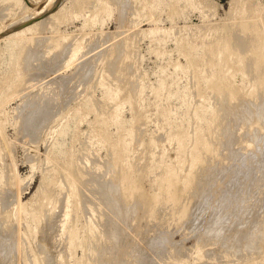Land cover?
Listing matches in <instances>:
<instances>
[{"label": "rangeland", "instance_id": "rangeland-1", "mask_svg": "<svg viewBox=\"0 0 264 264\" xmlns=\"http://www.w3.org/2000/svg\"><path fill=\"white\" fill-rule=\"evenodd\" d=\"M120 1H122V4L120 3ZM127 1H128V3H127ZM132 1H133V3H132ZM150 1L151 0H0V219H1L0 221H2V220L4 221L5 218H8V220H11V221L13 220L12 221L13 224L10 223L11 221H8L6 223L7 220H5V222L2 221L3 223L0 222L1 225L5 224V223L8 225V223H10L12 225H8V226L9 227L11 226V228L13 227L12 229L9 227L7 229V228L2 226L4 229H6L4 231L5 233L2 232L4 229L2 227H0V231H1L0 234L3 235V236L0 235L2 237V239H0V246H1V244H4V247H5V248H3V245H2L1 246L2 249H0V255L2 256V257L0 256L1 257L0 260H3L2 258L5 259L4 262L1 261L0 264L1 263L2 264H27V262L30 261V259L32 261V262L30 261L32 264H35V262H39V264H43V263H46V261H48L46 264H49L51 262H53V264L54 263L57 264L59 261H60L59 262L60 264H74V262L82 259L83 257H84V259L88 257L85 260L89 259L87 262L91 263V264H94V262H95V264H98V262H100L99 264H106V263L107 264H109V263L110 264H113V263L117 264L118 262H121L122 260H123L122 263L123 262L125 263V261L127 262V260H128V262L125 264H129V262H131V261H132L131 262L132 264H136V263L141 264L142 262H143V264H148L149 262H150L149 264H153V263L155 264L154 261H156V264H168V263H170V264H172V263L173 264H201L204 260L203 264L204 263L206 264V259H207V264H209V262L212 264H217L219 260H220L219 262L222 264H223V262L224 263L226 262L225 264H232V263L237 264L240 262V258L242 261V260H244L243 258H245L247 255H248V257L245 258L246 260L249 258L250 259L254 258L253 260L249 259V261H254L253 264H259V263L264 264L263 263L264 262V260H263L264 259V255H263L264 248H261L264 246V244H263L264 238H262V237H264V235H263V233H264V231H263L264 230V227H263L264 221H262V219L264 218L263 217L264 215L262 214V213H264L262 211L264 209V207H263L264 201L262 202V200H264V198H263L264 197L263 196L264 195V191H263L264 190V185H263L264 184V172H263L264 171V169H263L264 168V140H263V138H264V125L263 124L264 123L263 122L264 121H262V119H260V118L264 119V117H262V116H264V108H263L264 107V95H263L264 89L261 91L257 90L258 92L261 93V94H259L260 96H258V92L255 93L253 91V90H255L256 85H257L255 80H257V82H258L260 79L259 77H262V76L264 77V75L262 74L263 73L262 70H264V68H261L262 70L261 69L257 70V72L252 69L255 73H257L255 75L258 76V74L259 75L261 74L259 77L256 76L254 79V77H250V75L252 74V73H250L251 68L246 67L245 64H242L241 62H239L238 57L233 56V57L227 59L226 62H224L223 66L221 67V70L219 71L215 67V64H218L217 63L218 57H216V55H213L211 57L212 62L214 63V68H213L214 72H213L212 77L209 80L204 79L202 77L199 69L197 68V64L199 63V61L202 57L203 45H205L209 42H212L214 40V37L203 38L204 40L197 39L198 35L204 31V28L206 29L205 31H207V29H208L207 27L211 28V29H208V31L215 29V28H221L224 30H225V27L228 28L227 24L231 22V19H229L230 17L228 16V13L229 14L232 13V11L234 10V7L236 6V1H232V0H162V2H160L157 5H155L154 3H151ZM123 2H125V3H123ZM242 2L245 4V6H243V7L246 8L247 11H249L248 13H251V16H254L256 13H259V12H261L264 16V0H243ZM123 4H125V5H123ZM200 7H202V8H200ZM202 9H204L205 18H202V16H201V13H203ZM47 17H49V18H47ZM51 18H53V19H51ZM48 19H49V21L47 22ZM45 20L47 22L45 24L46 28L44 26L43 27L44 30H43V28H41L42 30L38 29V33L36 34L39 37L38 38L36 36L37 40L43 42V45L41 42L35 41V43L33 42L34 46L31 44L32 46L30 45L31 47L29 46V48H28L26 46V43H25V37L30 36L29 32L25 33L26 36H24V40L22 42H19L20 37H18L17 35H14L16 32L28 28L29 25L30 26H36V25H40L42 22L45 23ZM119 22H120V24H119ZM209 24L212 27L207 26ZM47 25L50 26V28H51L50 33L48 30L49 27ZM198 26L199 27L201 26L200 28L203 27L202 28L203 30L197 31L196 27H198ZM213 26H214V28H213ZM120 27H122L123 30ZM135 27L137 29V31H136L137 35H136V33L134 34V32L136 30ZM117 29L119 31H117ZM183 29H184V31H183ZM39 30H40V32H39ZM120 30H121V32H120ZM51 31H53V32H51ZM131 31L133 32V34ZM193 31H195V33ZM117 32L121 33V34H118ZM198 32H199V34H198ZM51 33L52 34L54 33V34L52 35ZM113 33H114V35L117 34L118 36H114ZM127 33H128V35H127ZM102 35L107 37L108 41L107 40L105 41L106 38L103 37ZM126 35L128 37H125ZM130 35L132 38L129 37ZM132 35H135L137 37V38L135 37L136 40L134 39V36H132ZM49 36L51 38H54L57 40L54 42V39H51ZM100 36H102V38L104 40H102ZM263 36H264V33H263ZM48 38H50L54 43L51 42V40H49ZM110 38H112V39H110ZM120 38H121V40H122V38L125 40L124 41L122 40L123 42L121 43V42H119ZM99 39H101L102 41ZM129 40H131L132 43H130ZM96 41H98V42L101 41V42L96 43ZM115 41L117 43H113ZM126 41H128V42H126ZM133 41H134V43H133ZM124 42H126L125 44H127V45H123ZM40 43H41V45H39ZM52 44H53V46H52ZM116 44H118V45L116 46ZM132 44H134V46H132ZM122 46L124 49H127L126 50L127 52L125 50H124V52H122L123 51ZM126 46L128 48H125ZM31 48H32V50H29V51H32V52H30L31 53L30 54L28 49H31ZM34 48H36L37 50ZM112 48L113 49L116 48V52H117V48H119L118 49L119 52H117V53L114 52L115 50H113ZM130 49H132V50L130 51ZM129 51H130V53L131 52L132 53L128 54ZM34 52H36L37 54L36 53L34 54ZM26 53L27 54L29 53L30 55L28 54V56H26ZM122 54H123V56H122ZM127 55H129L130 57ZM206 60H207V58H206ZM118 71H119V73H118ZM225 72H227L228 74H231V78H229V81H230V83H232V86L236 90V94H237L236 97L237 98L235 97V100L237 99V101H238V100H240L239 98H241V100L238 102L237 101L233 102V101H235V100H233L232 102L234 104L232 102H229V101H228V103L225 102L226 104L223 102L221 103L222 105L223 104L225 105L224 107H226V109L223 106L218 108L222 112V114H223L222 116H225L226 113H228V112L232 115L228 114L229 117H228V115H226L225 117H228L226 120L224 119V117L220 118L221 120H223V122L220 120L219 125L221 126V128H219V131H220V129H223L224 136H223V134H221V132L217 131L220 134V135L218 133H217L218 135L215 134L216 135L215 137L217 140L215 139L214 135L212 138H210V137L208 138L211 145L212 146L214 145L215 147L214 146L212 147V148H214L213 154H212V152L207 153L204 157L206 160H204V158H203V160L205 161L204 164H207L210 161V163H209L210 165L209 164L208 165L209 166L213 165V166L210 169V167L205 165L206 168H204V166H203L204 164L203 165L200 164V165H202V169L200 166H199L200 168H198V171L200 174L207 168L209 169V171H207L208 169L206 171H204L203 174L204 173L205 174L204 175L201 174V177L203 176L204 178L203 177L201 178V177H199V173L196 172L197 169L194 170L196 172V173L195 172L193 173V176H194V174L196 175V176H194L195 179L193 177L195 182L193 180L192 181H193V184L195 183L196 185L190 184V186H192L193 188L190 186H188L186 188L185 183H184V179L187 175L186 172H188V160H189L188 155L187 154H179V155L176 154V155H174L175 154L174 145L167 143L166 140L165 141L163 140L164 138L166 139L165 133H167V135L168 134L173 135L176 133H178L179 135H182V132H183L182 130H185V133H186V131L188 129L187 107L191 106V105L196 106L199 104L211 105L215 99H216L215 101H217V98L215 96L216 94L213 95L214 93L213 94L210 93L209 88L213 87V89H215L216 84L218 82H222V76H223V73H225ZM247 73L249 76H247ZM251 76H254V74ZM248 77H250V78L248 79ZM116 78L118 79V81ZM70 79H71V81L73 80V83L70 81ZM114 79H116V81ZM114 81H115V85L113 83ZM116 82L118 84L122 83L121 85L123 86V88H120L119 95L115 98V100H110L109 99L111 97L110 95L113 92L112 89L116 88V87L119 88V86L117 85ZM121 85H120V87H121ZM194 86H195V88H192ZM237 91H239V92L237 93ZM255 95H257L256 96L257 99L255 98ZM252 97H254V98H252ZM258 97H261V99L259 98V100H261V101L258 100ZM210 99H211V101H210ZM212 99H214V100H212ZM242 99H243V101H245V99H246V101L244 103H247L248 106L243 103ZM247 100H248V102L251 101L252 103L251 102L248 103ZM254 101H255V103H254ZM214 103L216 104L217 102H214ZM214 103L212 105L215 107ZM229 103H230V105L227 106V104H229ZM235 103H237V105ZM238 103H239V105H238ZM261 103L263 104V106ZM241 104L243 105V107ZM258 104L260 107L258 106ZM253 105H257L255 107H257V108L259 107V109L257 110L255 107H254L255 109L249 108L250 106L253 107ZM227 107H228V109L230 108L229 109L230 111H228ZM235 107H239V108L236 109ZM261 107H262V110H261ZM114 108H117V112L115 111V113L118 115V117L115 118L114 120H112L110 118V116H111V112L114 111L113 110ZM240 108H242V110ZM246 108H248L249 111ZM231 109H233V112L231 111ZM234 111L241 112V113H239L241 115H238L237 112H234ZM242 111H243V114H242ZM252 111L256 114L252 113ZM257 111L258 112L260 111V113H258ZM164 112L166 114L165 116L162 114ZM223 112L224 113L226 112V113L224 114ZM246 112L247 113L250 112V113L247 114ZM262 113H263V115H262ZM249 114L257 115V116L260 114L259 115L260 118L257 117V119H256L255 116L252 117V115H249ZM203 116L207 117L208 112L207 113L204 112ZM233 116L235 118H237V117L239 118V119H236V120H238V122L235 120V118ZM232 118H234V119H232ZM228 119H230V120H228ZM242 119L244 121L246 119V121L244 122V121H242ZM258 119L260 120V123H259ZM232 120H234V121L232 122ZM249 120H251V121H249ZM254 120H258V121H256V123H255ZM224 121H226L228 123V126H227L228 128L231 126L233 127V128L231 127V131L233 130V137L234 138L232 137V135H230V133L232 134V132L230 131V129H228L225 126V125H227V123ZM236 122L238 124H236ZM239 122L242 123V126L241 125L239 126V124H240ZM243 122L246 123L247 125L244 124ZM224 123H226L224 125L225 127L222 128V125ZM251 123H253V124H251ZM214 124H216V122ZM248 124H250L252 126L251 129H250ZM257 124H259V125H257ZM235 125L238 126V127L236 126L237 129H234ZM261 125H263V126H261ZM240 127L244 128V129L241 128V130H240ZM245 127L247 129H250V131L247 132V129ZM252 128L253 129L255 128L257 130L259 129V130L254 131ZM224 129H225V132H224ZM131 130L133 131V133H132L133 138H131V135H128V133H130ZM226 130L227 131L229 130L230 132L228 131V133H227ZM237 130L239 132H241V134ZM244 130L246 132H244ZM251 130L254 133H252ZM189 131H192L191 127L189 128ZM237 133H238V135H237ZM247 133H248V135H246ZM163 134L165 136H163ZM159 135H160V137H159ZM242 135H244V137ZM249 135H250V138H247L246 136H249ZM252 135H253V137H252L253 139H251ZM241 136L243 139H241ZM225 137L231 143L233 141H236L237 142V143L235 142L236 145L234 144V142H233V144L227 143L228 141L225 139ZM245 137L247 138V140ZM220 138H222V140ZM132 139H133V143H132L133 146L129 145V148H131V149L121 155V157H122L121 159L123 160L122 162L125 165H121L120 163H118V165L115 167V169H113V166H114L113 162L114 161L113 160L110 161V160L114 159V157L110 153L108 148L111 145H113L115 142H118L119 140L126 142V143H131ZM213 139H215V140L213 141ZM219 140H221V141H219ZM245 140L249 144H246ZM162 141H164V142H162ZM211 141H213V142H211ZM216 141L219 142L218 145L216 144L217 143ZM250 143H251V147H250ZM243 144L247 148L245 146H243ZM166 145H167V147H166ZM220 145H222V148L224 146V149L226 148L227 150H229V149L232 150V148L233 149L235 148L236 150H232V152L230 150L224 151V149H222ZM228 145H231V146H228ZM237 145H238V147H237ZM170 146H172L171 148L173 150H171ZM225 146H228V147H225ZM252 146L253 147L255 146V147L253 148ZM156 148L160 151H158ZM218 148H219V150H216ZM237 148H239L238 151H237ZM240 148L241 149L244 148V149L240 150ZM258 148H259V150L261 149L259 152L257 150ZM220 149H221V153L223 156L220 153ZM246 149H249V150H246ZM253 149H255V151H257L258 153L253 152L254 151ZM162 150H165L166 154L164 156H161V157L165 158L166 160L168 159V156L170 158H172L174 155V156H177L179 160H183V161H182V168H181L182 170L180 173L181 177H180V181L178 182V184L176 185V188H175V193H174V197H173L174 199L171 200L170 203H167L169 205H167L166 203H161V205H163V207H162L159 204L160 206L157 209L158 204L153 205V203H151V197H152V183H153V179H154L155 174L158 173V172H156V171H158V169H156V168L152 169L153 170V172H152V170L150 168H151L152 164H156V160L158 161V160L162 159L161 157L159 158V155H160L159 152H161ZM244 150L247 152H245ZM239 151H240V153H239ZM149 152L156 153L154 155L155 158L153 161L147 159V155L149 154ZM217 152H219V153L216 154ZM227 152H228V156H227ZM248 152L250 153V155H249V157L251 156L250 158L247 157ZM237 153H239V154H237ZM110 154L112 156H110ZM225 155H226V157H229V155L231 157L225 158ZM233 155H235L237 159ZM240 155H241V157H240ZM254 155L257 157V159H260V161L259 160L257 161V159H256V162H255L256 157ZM242 156H246L248 158V160H250V161H252V159H253V161L251 162V163H253V165L250 163V161L247 160L246 157L243 158ZM252 156H254V158ZM258 156H260V158H258ZM111 157H113V158H111ZM232 157H233V159L235 158L236 160H231ZM239 158H242V159H239ZM244 159H246V160H244ZM216 160L217 161L219 160V162H216ZM228 160H230V162H228ZM204 161H202V162H204ZM244 161H245V163H244ZM76 163H77V165H76ZM172 163H176V160L173 159ZM254 163H256V164L254 165ZM94 164H95V166H94ZM129 164L131 166V172H129L128 175L135 179L136 186L138 189L137 194L139 196L138 197L139 199H135L134 201L132 200V202L130 204H128L129 202L124 203L123 199L122 200L120 199L121 198V196H119L120 192L117 189L118 188L117 179H119L118 176L120 177L121 173L126 168V165L128 166ZM218 164H219V166H218ZM244 164H246V165H244ZM85 165H86V168H85ZM110 165H111V168H109ZM243 165L246 168H244ZM249 165H251V166L249 167ZM79 166H81L82 168L84 167L83 169H84L85 174L82 171L83 169H81L82 172L79 170L80 169ZM101 166H103V168H104V166H106L104 169H106L108 171L105 173L104 169H101L102 168ZM93 167H95V169ZM98 167L100 169H98ZM215 167H217V169ZM223 167L225 169H222ZM227 167H228V169L226 170ZM75 168H77V169L75 170ZM89 168H90V170L88 171ZM240 168H242V170L244 172L246 171L247 174H245L242 170H240ZM96 169H98V170H96ZM212 169H214L213 171H217V173L213 172ZM245 169H247V170H245ZM250 169L253 171L256 169V177H255V175H252V173H255V171L253 172ZM95 170H96V172L98 171L99 174H98V172L94 173ZM100 170H103V171L101 172ZM200 170H202V171H200ZM223 170L224 171L226 170V171L224 172ZM114 171H116V172H114ZM218 171H220V172H218ZM56 172H58V173H56ZM86 172L87 173L90 172L88 174L94 180H92L91 177L89 175H87ZM91 172H93L94 176L92 175ZM112 172H114V173H112ZM248 172L249 173L252 172L251 173L252 177L248 178L249 176H251V175H248L249 174ZM60 173L62 175H58ZM67 173L68 174L70 173L71 181H73V183H75L74 188L65 185V184H67L66 179H65V174H67ZM117 173H119V175ZM206 173H208L207 175L210 176L211 181H212V179L216 180V182L213 180L215 185L213 184V181L210 184V182H209L210 179L209 180L207 179L208 176L206 175ZM209 173H210V175H209ZM257 173L260 176L261 175L262 176L259 177V175ZM111 174H114V178H113V175H111ZM217 174L219 175L220 178L217 177L218 176ZM228 174H230V175H228ZM241 174L243 175L242 177H244L245 175H248V177L245 176L244 178H242ZM211 175H212V177H211ZM231 175H233V176H231ZM58 176H60L61 180L58 178ZM87 176H88V179L90 177L89 180H91V181H89L86 178ZM100 176L102 177V179L100 178ZM116 176H117V178H116ZM213 176H215L216 178H214ZM54 177L55 178L57 177L58 180L51 184V187H53V188H51L48 184H50V182L53 179H55ZM196 177H197V180H196ZM239 177L242 180L239 181ZM251 178H253L254 180L251 181ZM255 178H256V180L258 178L259 179L261 178L260 179L261 182L258 179V184H257V182L254 183V181H256ZM64 179H65V183L63 181ZM79 179H82L83 183ZM100 179H101V182H100ZM103 179H105V180H103ZM42 180L44 183L42 182ZM107 180H109V182ZM110 180H111V182H110ZM112 180H114V181H112ZM206 180H208V181H206ZM230 180H232L233 182ZM243 180L245 183H243ZM248 180H249V182H248ZM104 181L105 182L107 181V182L105 183ZM192 181H191V183H192ZM203 181L204 182L206 181L205 183H207V184H204ZM227 181H230V184H228L229 182H227ZM41 182L48 188V191H50V189H52L51 191L54 190V192H52L53 194H51V196L53 195V196L57 197L59 194L61 195V193H62L61 196L63 198L59 195L60 200H62V201H59V197L57 199H56V197H52L51 204H53V205H50V204L45 205V208H43V210L49 208L50 206L52 207L53 210L55 208L56 213H54V211L50 208H49V210L47 209L48 212H46V214H48V213L50 214V210L53 211L51 213V215L48 214L49 220L45 218V217H48V215L45 216L44 212L46 210H44V212H41L42 214L40 213L39 220L37 222H34L33 214L35 211H37V206H36L37 203H36V199L34 198V194H35V192L39 186V183H41ZM112 182H113V184L114 183L115 184L113 185ZM231 182L233 184H235L236 186L235 185L233 186ZM237 182L241 183V184H238ZM247 182H248V184H247ZM259 182H260V186L257 187V185H259ZM88 183L90 185H91V183H93L96 187L95 186L92 187V185L90 186ZM109 183L112 185H110ZM200 183H202V185L204 184L203 187L199 186ZM223 183H225V184H223ZM252 183H254V185L258 189L257 191L255 190L256 188L254 187V185ZM63 184H64L65 188L62 187ZM83 184L85 186L89 185V187H91L92 189L89 187L88 188L84 187ZM208 184H209V186H208ZM244 184H246V185H244ZM197 185H198V187H196ZM224 185L230 186V187L227 186L229 190ZM241 185H243V186H241ZM108 186H111L112 188L108 187ZM115 186H117V188ZM246 186H248L249 188L248 187L246 188ZM66 187H67V190H66ZM76 187H77V189H76ZM102 187H103L104 191L102 190ZM204 187H206V188H204ZM216 187H219V188H216ZM234 187L236 188V190H239V192H241L240 195H239V192L238 193L236 192ZM252 187H253V189L255 188L254 191L256 193H254V191H252L253 190V189H251ZM82 188H83V190H79ZM106 188H107V190L110 188L111 192H110V189L108 191L105 190ZM113 188H114V191H113ZM115 188H116V190H115ZM189 188H190V190H189ZM245 188H246V190L248 189V191L251 192L252 194L251 193L249 194V192L246 190H245L246 191L245 192L243 190ZM261 188H263V190H262L263 192L261 191ZM61 189H62V191H64V190L65 191L69 190V191L68 192H65V191L62 192V191H60ZM71 189H73L74 192ZM75 189H76V192H75ZM88 189H90L89 192L87 191ZM191 189H192V191H191ZM194 189H195V191H194ZM225 189H227V190H225ZM55 190H56V192L58 191V194L55 192ZM97 190L99 192H97ZM188 190H189V193H188ZM204 190H205V193H204L205 196H202V195H204V194H202ZM229 191L231 193H229ZM72 192H73V195L71 196ZM79 192L81 195L79 194ZM91 192H93V193H91ZM102 192H104V193H102ZM199 192L201 193V195ZM209 192H210V194H208ZM222 192H224V193H222ZM225 192H227V194L228 193L229 194L227 195V194H225ZM242 192H244V193H242ZM247 192L249 194V197L247 194V197L245 199V197H243V196ZM259 192H262V195ZM64 193H67V196ZM98 193H100L101 195H99ZM253 193L255 194V196L257 195L256 199L254 198V200H253V196H254ZM87 194H89L92 198H96V200L89 197V195L87 197ZM92 194H94V195H92ZM113 194H114V197H113ZM184 194H187V195L184 196ZM193 194H194V196H192ZM198 194H199V196H198ZM212 194H213V196H211ZM230 194H235V195L233 197H231ZM259 194H260V196H259ZM82 195L84 197H82ZM85 195H86V197H85ZM95 195H97V196H95ZM188 195L190 197V199L188 198L189 202H187L188 201L187 200ZM196 195L198 198L196 197ZM206 195H208V196L206 197ZM236 195H237V197H239L241 195L242 196L239 197L240 198L239 199L236 197ZM93 196H95V197H93ZM117 196L120 198H118ZM228 196H230V198ZM80 197H81V199H80ZM101 197H102V199H101ZM104 197L106 200L104 199ZM110 197H111V199H110ZM184 197H185V200H184ZM221 197L222 198L224 197V198H226V200L227 199H229V200L226 201V200H224V198L222 199ZM242 197H243V199H245V201L242 199V201L240 202ZM259 197H262L263 199L257 200V198H259ZM73 198H74V200H73ZM200 198L202 200H200ZM232 198L236 201H237V199H239V201H237V203L239 202L238 205L240 204L239 207L241 206L240 207V208H242L241 210L239 208L237 209V207H238L237 203L235 204L234 203L235 201L233 202ZM53 199L56 201L53 202ZM82 199H84L86 202ZM109 199H110V201H109ZM113 199H116V200L113 202ZM220 199L224 200V201H221V202H224L223 203L224 205H222V203L220 202ZM230 199H232V200L230 201ZM1 200H3V201H1ZM57 200H58V202H57ZM76 200H77V202H76ZM92 200H94V202ZM191 200L193 203L191 202ZM215 200H217V201H215ZM251 200H253L254 202ZM260 200L262 202L261 204H263V205H259ZM83 201H84V203H82ZM184 201H186L185 203H187V206H186V204H185V206H184V204H182ZM209 201H210V203H207ZM225 201L226 202L230 201V202L227 204V203H225ZM243 201L245 202V204L249 203L248 207L246 206L247 204L245 205ZM255 201L259 206V208L257 207L258 209L252 208V207L257 206V204H256V206L254 204ZM55 202L58 204H56ZM74 202H76V204ZM88 202L90 204H88ZM101 202H102V204H101ZM149 202H150V204H149ZM190 202H191V204H190ZM204 202H206L207 204ZM216 202H217L218 206H217V204H215ZM218 202L220 203V206H219ZM232 202L235 205H233ZM242 202H243V204H242ZM64 203L66 205H64ZM79 203L82 204L81 208L79 207V206H81V204H79ZM104 203H105L106 207H108V209L105 207ZM115 203H116V206L118 207V209H117L118 211L116 210L117 207L115 206ZM120 203H123V204L121 205ZM231 203H232V205H231ZM24 204H26L25 208L22 207ZM73 204L75 206H71ZM91 204H92V206H90V207L92 209L95 208L94 211L96 210L97 212H93L92 210L91 211L88 210V209H91L89 207V205H91ZM96 204L99 205L98 206L99 209L97 208ZM124 204H127L128 206L127 205L124 206ZM192 204H194L195 206H193ZM202 204L210 205V206H205V207L199 206ZM56 205H58L59 210H57ZM119 205H120V208H119ZM179 205H181V206L179 207ZM86 206H87V208H85ZM114 206H115V210H114ZM197 206H198V208H200V209L203 208L206 211L200 210V209L197 210ZM216 206L220 207L224 211H222L219 208H216ZM228 206H230V208ZM245 206L249 209H246ZM63 207L65 209L64 211H66V213L63 212L65 214L66 219L68 218V215H69V219H67L68 222L65 220L64 214L62 213ZM75 207H77V208H75ZM100 207H102V208H100ZM160 207H162L163 209ZM181 207L185 210V211L183 210L184 212H181L182 211ZM188 207L190 208V210ZM192 207H194L193 212L191 211V210H193ZM195 207H196V210L200 213V215L195 210ZM211 207L212 208L214 207V208L212 209ZM72 208H73V210H72ZM130 208H132L133 210ZM150 208H152V209H150ZM223 208H225V209L227 208L230 211L229 210L227 211V209L225 210ZM233 208L236 210V212H234V213H236L235 217L232 215L234 213H232V211H231V210L234 211ZM244 208H245V211L250 210V211H248L249 214H248V212H246V214H245V211L243 210ZM70 209L72 211H74V214H73V212H71ZM101 209H103V210H101ZM106 209H107L108 214L106 212ZM60 210H61V212H60ZM98 210H100L101 212H99ZM122 210H124V211H122ZM214 210L215 211L218 210V211H216L217 213ZM237 210L243 211V212L239 213V211H237ZM256 210H258V211H256ZM26 211H28V212H26ZM111 211H112V214H111ZM114 211H116V212H114ZM125 211L129 212V213H125ZM158 211H159V214H158ZM211 211H213V212H211ZM219 211H222V212H219ZM226 211L231 216L230 217L228 215L230 218L227 216V213H225ZM31 212H32V214H31ZM152 212H154L155 216H151V217H153V219L151 217H150L151 218L150 219L148 215H151ZM155 212H156V214H155ZM237 212H238V214H242V215H238ZM252 212H254V213H252ZM257 212H262V213H257ZM1 213H2V215H1ZM75 213H76V216H74L75 217V219H74V217H72V216L75 215ZM179 213H181L180 214L181 216L179 215ZM209 213H211V215ZM213 213H215V214H213ZM224 213L226 215L225 217L221 215V214L224 215ZM52 214H54V218H55L54 221L57 218L62 216L61 218H59L58 220L55 221L56 224L52 220V218H53V217H51ZM102 214H104V217L106 215L108 216L107 217L108 221L106 220V217H105L104 219L101 220L102 221V224H101L100 219L102 217H100V219H99L98 215L102 216ZM109 214H111V215H109ZM113 214H115V215H113ZM118 214L119 215L121 214L124 218H122V216L121 215L119 216ZM176 214H178V215H176ZM194 214H195V216H194ZM212 214L214 216H216V214H218L217 215L218 217L216 216L217 221L212 220V219H216L214 216H212ZM247 214H248L249 218H248ZM58 215H59V217H58ZM192 215H193V217H192ZM201 215H203V216H201ZM250 215H251V217H250ZM257 215H259V216H257ZM8 216L10 217V219ZM96 216L98 219L96 218ZM128 216H129V219H128ZM174 216H175V218H174ZM176 216L177 217L180 216L179 220H178V218H176ZM187 216H189V217H187ZM220 216L224 217V219H221ZM236 216H238V217H236ZM246 216H247V220H246ZM253 216H254V218H253ZM3 217H5V218L3 219ZM156 217H158V218H156ZM255 217H257V218H255ZM258 217H260V218H258ZM72 218H73V220H72ZM92 218H93V220H92ZM227 218H229L230 220L232 219V222H236V223H231L230 220ZM237 218L238 219L240 218V220H242V221L239 222L240 220H238ZM86 219H88V221ZM94 219H96V220H94ZM118 219H119V224L117 222ZM130 219L131 220L133 219L131 221V223H130ZM218 219H219V221L221 219L222 222L220 223L218 221ZM233 219H236V220H233ZM249 219H251V220L249 221ZM41 220L42 221L45 220V221L42 222ZM109 220L110 221L112 220L111 224H109V222H110ZM126 220H127L128 224H127ZM196 220H198V221H196ZM258 220H260L262 222L261 227L263 230H261V231H257L261 228L260 227V221H259V229H257L258 226L255 224L256 222H254V221H257V224H258ZM46 221L49 223L48 224L49 227L45 224V223H47ZM65 221H66V224L64 223ZM90 221H94V222L97 221V223L96 222L90 223ZM188 221H190V224L192 222L196 221L195 224L198 225L199 227L194 225L193 223L191 224V227H190L189 226L190 224ZM210 221L211 222L216 221V223L215 222L211 223ZM245 221H247L246 222L247 224L245 223ZM40 222L42 224L44 222L45 223H44V225H42ZM57 222L59 223V226L57 225ZM60 222L64 223L65 225L64 224L63 225L65 227L62 224H60ZM103 222H104V226L102 228L100 226V224L103 225ZM161 222H162V224H161ZM197 222H198V224H197ZM204 222H206V223H204ZM208 222H210L209 223L210 226H209ZM229 222L231 223L230 225L237 224V225H234L237 227L233 226L235 228L234 229L232 226L231 227L228 226ZM23 223H25L26 226ZM51 223H54V224H51ZM73 223H74V225H72ZM86 223H87V225H86ZM93 223L97 225V226L95 225V227L99 226L100 228L99 227L98 228L93 227V225H94ZM98 223H100V224H98ZM105 223H106V225H105ZM225 223H227L228 225ZM249 223L253 224L254 228H255V225L257 226L255 228L256 231L253 228H250L253 226ZM151 224H153V225H151ZM221 224L224 226L220 227V226H222ZM56 225L58 226L57 231H59V232L56 231V228H57ZM107 225H109L111 227H108ZM124 225H126V226H124ZM171 225L173 228L171 227ZM24 226H25V229H24ZM27 226H28V233H25L24 230L27 231V228H26ZM86 226H90L93 229V233H92L93 236L91 237V239L95 238L96 239L95 241L98 240V242H100V239H101V243L98 244L96 242L98 244L97 247L99 245H101L103 242V244L101 246H103L106 243L105 247L103 246V249L106 248V250L99 249V248L95 247L94 245H91V243L94 244L95 241H93L94 242L93 243V242H90V241H92L91 239H88V240L84 239L86 234L88 235V233L86 231L87 230ZM106 226L108 228V231H107V228L105 229ZM113 226H114V228L115 227L116 228L114 229ZM192 226H193V229L196 228L195 230H192L193 232L189 231V229L191 230ZM211 226H214V228H217L216 231L220 230L221 233L219 231L216 232L215 230H213V228ZM216 226H218V227H216ZM243 226L244 227L250 226V227H248L246 229ZM54 227H55V229H54ZM156 227L159 229H157ZM201 227H203V228H201ZM207 227H210L211 229H209ZM219 227L222 230L219 229ZM39 228L41 230H39ZM47 228H50L51 230L47 229ZM60 228H63L62 229L63 231L61 230L62 231L61 234H60ZM71 228L76 229V236L72 241H70V244H68L69 243V240H68L69 239V233L67 235V232L70 231ZM101 228H102V230L100 231ZM109 228H111V231H109L110 230ZM170 228H172V229H170ZM226 228H228V229H226ZM236 228H237L238 232L242 233L244 231V233H242V234L238 233ZM123 229H124V231H123ZM205 229H209V230H205ZM252 229L254 230V232L251 231ZM8 230H9V232L11 230L13 232L11 231L9 233ZM42 230H44V231L47 230V231L45 233H43ZM98 230L100 232H97ZM202 230H205V231L202 232ZM212 230H213V232H216L215 233V234H217L216 236L212 232ZM223 230H225L224 234L222 233ZM227 230H229L228 232H230L229 233L230 235H228V232L226 234ZM105 231L108 233L110 232L111 233L110 236L115 232H117V233L114 234L112 236V239H111V237L108 236L109 234L107 235V233ZM112 231H114V232H112ZM120 231L122 232V235H125V236H122ZM159 231H160V233L158 235ZM206 231H208L210 234L207 233ZM245 231H247V232H245ZM248 231H250V233ZM262 231H263V233H262ZM6 232L8 234H11V235L6 234ZM14 232H15V234H14ZM22 232H24V233H22ZM47 232L50 235L49 234L47 235ZM96 232L98 233V236H97ZM101 232H102V234L106 233L103 235L105 237H107V239H105V237H103L104 239L102 238V235L99 234ZM205 232L207 234H205ZM218 232L220 233V235ZM231 232H233V233H231ZM251 232H253L252 236H250ZM257 232H260V233H257ZM118 233H119V235H118ZM193 233H194V235H193ZM196 233L199 235H197ZM235 233H237V234H235ZM33 234H36L35 236H37V238H35V236H33L35 238L34 239L32 237ZM53 234H54V236L55 235L56 236L55 237L52 236ZM167 234H169V235H167ZM234 234H235V238H233ZM238 234H239V237L241 236L240 240L242 243L240 241H238L239 239H237L236 235H238ZM259 234H261L262 236ZM4 235L6 236V239H7V237L8 238L11 237L12 241L10 239H8L9 241L7 240L8 242L6 243V240L3 239V238H5ZM205 235H206V237H205ZM223 235L225 236V240L223 239V237H221ZM255 235H256V237H255ZM12 236H15V237L17 236V237L15 238ZM39 236H40V238H39ZM47 236H48V239H47ZM57 236H59V238ZM197 236L199 237V241H196V239L198 240ZM211 236H213V237H211ZM242 236L245 239L244 238L242 239ZM51 237L53 239H51ZM98 237H100V239ZM108 237H110V238H108ZM120 237H122V238H120ZM207 237H208L209 241H208ZM216 237H217V239H216ZM250 237H251V239H250ZM12 238L13 239L15 238L16 242H14L15 240H13ZM28 238H29V240H28ZM32 238L34 239V241H32V243L36 244L35 247L37 249L34 247V245H32V243L30 241V240H33ZM81 238L84 239L85 241L84 240L82 241ZM126 238H127V240H126ZM160 238L162 239V241L158 240ZM204 238H206L207 240H204ZM213 238H214V240H212ZM221 238H222V240H220ZM247 238H249V239H247ZM24 239H26V241ZM39 239L40 240L42 239V241L44 240L43 242H45V243L42 245L41 244L42 242ZM66 239L68 240V242ZM102 239L105 241H103ZM109 239L112 240L113 242L110 243ZM145 239H146V241H145ZM164 239L166 240V242L163 241ZM218 239H219L220 243L218 242ZM226 239H228V240L230 239V240L227 241ZM236 239H237V241H236ZM259 239H260V241H259ZM1 240L4 241L5 243H2ZM54 240H56L57 242L55 243ZM106 240L109 242H106ZM232 240H233V243L236 242V243H234V246L239 242V244H237L235 246L236 248H237V246L240 247V249H237L238 251L235 250L236 248L234 246H232L233 244H229ZM247 240L249 242H247ZM261 240H262V243L259 244V242H261ZM10 241H11V243H10ZM37 241H38V243L40 242V244H38ZM115 241H116L117 245L115 244ZM119 241L121 243H122V241H124L125 244L123 245V243H122V245H121ZM147 241L149 242V244H147ZM153 241H155L156 244L153 243ZM159 241H161V243ZM207 241H208V243H207ZM215 241H217V242H215ZM224 241H226V242H224ZM244 241L247 243V244L245 243L246 246H250L249 247L250 251H249L248 247L244 248L245 247ZM254 241L255 242L257 241L256 242L257 244ZM118 242H119V244H118ZM151 242H152V244H151ZM162 242H163V246H161ZM201 242H204V243L206 242L207 244L205 243L204 247H202L203 243H201ZM209 242H211V243L213 242L215 244V246L214 245L211 246L210 245L211 243H209ZM221 242L224 243L222 246H224V247L227 246L226 249L224 248L225 253L223 252V250L221 248L222 246L220 247V245L222 244ZM13 243H15V244H13ZM86 243L88 244L87 245L88 248L90 247L89 249L92 250L93 249L92 247H94V249L92 251L87 249ZM89 243H90V246H89ZM108 243H110V244H108ZM157 243H158V245H157ZM248 243H249V245H248ZM250 243H251V245H250ZM252 243L256 246H254ZM7 244H9V248H6ZM22 244H24V245H22ZM27 244H29V245H27ZM51 244L55 245V247L58 248V249L56 248L57 251H56L55 247L53 248V245H51ZM112 244H114V245H112ZM135 244L137 245V247L140 250L136 247ZM143 244H145V246H143ZM146 244L149 245V246H147V249H146ZM153 244H155V245H153ZM218 244H220L219 247L221 249L218 247ZM11 245L13 247L15 246L14 247L15 249L12 248L14 250V254H13V252H11V251H13L10 248ZM63 245H66V246H63ZM106 245H108V246H106ZM110 245H112L113 248H112V246L110 247ZM119 245H120V247H119ZM207 245L211 246L212 250L214 249L213 250L214 252L211 251L210 250L211 247H207ZM258 245H260V246H258ZM40 246L42 249L40 248ZM62 246H63V248H62ZM67 246H69V247H67ZM101 246H99V247L101 248ZM158 246L163 249V250L162 249L160 250V252L162 254L160 252L158 253V251L160 249ZM257 246L260 249L259 248L257 249ZM49 247H52L53 249L52 248L51 249L53 251H51ZM85 247H86V249H85ZM115 247L116 248L118 247V248L115 249ZM121 247H122V249L124 248L125 250L120 249ZM143 247H145V248H143ZM164 247L166 248V250ZM232 247H233V249H232ZM253 247L254 248L256 247V248L253 249ZM34 248L38 251V252H36V251L35 252L39 256L40 255L43 256L42 257L43 259L41 257L39 258V256L37 254H36L37 255V258H36V255L34 253ZM44 248L46 249V250H44L45 252L43 251ZM216 248L219 251H217ZM6 249H7V252H9L8 254L10 256L9 255L8 256L10 257L11 263L10 262L7 263L9 260L5 258V256L7 258H9L7 256ZM8 249H9V251H8ZM23 249H24L25 253L22 252ZM38 249H40L42 252ZM59 249H62V250L65 249V250H64V252L62 250H60V252H61L60 253ZM111 249L112 250L114 249L116 251H112ZM118 249H120V251H122V252L120 253V251ZM135 249H136V251H135ZM207 249H208V251L209 250L211 251L210 252L211 254H212V252L214 254L210 255V253H208V251H206ZM251 249H253V250H251ZM256 249L258 250L257 254H256V252H257ZM27 250H29V253ZM95 250H98V252H101L103 250L102 251L103 253H101V254L105 253V255L108 253V252L106 253V251L110 250L113 252V254L111 252H109L112 256H109L110 254L108 253V255H106L107 258H105V255L103 256L98 252L96 253V252H94ZM141 250L145 251L146 255H145V253H142L143 251H141ZM226 250L228 252L233 250V251H231L233 254L230 252V254L232 256L229 255V253ZM246 250H248V251H246ZM254 250H256V251L254 252ZM260 250H263V252ZM1 251H3L4 253H2ZM26 251H27V254L28 255L30 254V255L29 256L27 255V257L26 256L24 257V254H26ZM132 251H133V253H132ZM156 251H157L158 256L156 254ZM239 251H240V254L238 256ZM5 252H6V255H5ZM15 252H16V254H15ZM46 252H48V254H47L48 256H44V255H46ZM85 252H87V253H85ZM92 252H93V254H91ZM134 252L136 253V255H134L135 254ZM151 252H153L154 255ZM250 252H252L251 254H256L258 258H256V255H255V257L253 255H252L253 257H250V255H249ZM259 252L260 253L262 252V253L260 254ZM43 253H45V254H43ZM49 253H50V255H49ZM125 253H126V257L124 256ZM137 253L138 254L139 253L144 254L145 256H142L140 254L138 255ZM215 253L216 254L218 253L219 255L217 254L218 255L217 256ZM243 253H246L245 254L246 256ZM31 254L34 255L35 257H33ZM62 254L64 256H62ZM85 254L87 255V257ZM149 254H151V255H149ZM166 254L168 255V257H166L167 256ZM202 254H206V256H203V257L200 256ZM241 254H243L244 256ZM3 255H4V257H3ZM118 255H120L119 260L117 258ZM121 255H123V256H121ZM160 255H161V257H160ZM215 255H216V257H215ZM226 255L229 258L230 257L231 258L230 259L226 258ZM234 255H237L240 258H238ZM258 255L259 256L262 255V256L259 257ZM22 256L24 258H22ZM52 256L55 259L58 258L57 261H55V259ZM113 256L118 261L116 259H113ZM128 256L130 257V259ZM137 256H139L140 258ZM151 256H152V259H151ZM208 256H210V257L208 258ZM32 257L34 259H38V260H36L34 262V259ZM45 257H47L48 259L47 260L44 259ZM111 257H112L111 260H115L114 262H112L111 260H110L111 262L109 260H107L108 258L110 259ZM120 257L122 259H120ZM141 257H142V260L145 259V261L139 262L141 260ZM145 257H147V258H145ZM163 257L165 259L166 258L167 259L165 260ZM170 257L172 259H170ZM218 257H222L223 259L218 258ZM234 257H235V259H234ZM26 258H28V259L30 258V259L26 260L24 262V260ZM52 258H53V260H52ZM97 258H99V259H97ZM100 258L101 259L105 258V259H102V261L104 260L102 262ZM125 258H126V260H125ZM212 258L215 260H213ZM13 259H14V261H13ZM93 259H94V262H93ZM231 259L235 260V263L232 262ZM97 260H100V261H97ZM105 260H107V262H105ZM171 260H173V261H171ZM208 260H210V261L208 262ZM216 260H217V263L214 262ZM221 260H222V262H221ZM236 260H237V262H236ZM246 260H244V261L246 262ZM255 260H258V262ZM15 261H16V263H15ZM22 261L24 263H22ZM133 261H134V263H133ZM244 261H242V264ZM40 262H42V263H40ZM228 262H230V263H228ZM245 262H244V264H245ZM220 263H218V264H220ZM118 264H121V263H118Z\"/></svg>", "mask_w": 264, "mask_h": 264}, {"label": "bare ground", "instance_id": "bare-ground-1", "mask_svg": "<svg viewBox=\"0 0 264 264\" xmlns=\"http://www.w3.org/2000/svg\"><path fill=\"white\" fill-rule=\"evenodd\" d=\"M232 1H236V6L234 7V10L232 11V13H230V14L228 13V16L230 17L229 19H231V22L227 24V27H228V28L225 27V30H224V29H221V28H215V29H212V30H209V31H208V29H211V28L207 27V28H208L207 31H205L206 29L204 28V31H203L202 33L199 34V32H198L199 35H198L197 39H202V40H204L203 38L214 37V40H213L212 42H209V43L203 45L202 57H201L199 63L197 64V68L199 69V71H200V73H201V75H202V77H203L204 79L209 80V79L212 77V75H213V72H214V70H213V68H214V63L212 62V58H211L213 55H216V57H218V60H217V63H218V64H215V67H216V69H218L219 71L221 70V67L223 66L224 62H226L227 59H229V58H231V57H233V56L238 57L239 62H241L242 64H245L246 67L251 68V69H250V70H251L250 73H252L251 75L254 74V76H251V75H250V77H254V79H255V77L257 76V75H255V74H257V73H255L254 71L257 72V70H260L261 68H264V39H263V38H264V36H263V33H264V16H263V14H262L261 12L256 13L254 16H251V13H248L249 11H247L246 8L243 7V6H245V4L242 2L243 0H232ZM136 2H137V1H136ZM150 2H151V3H154L155 5H157V4H159L160 2H162V0H151ZM120 3L122 4V1H120ZM123 3H125V2H123ZM127 3H128V1H127ZM132 3H133V1H132ZM121 4H120V5H121ZM123 5H125V4H123ZM199 5H200V4H199ZM242 7H243V8H242ZM200 8H202V7H200ZM231 9H232V8H231ZM202 10H203V13H201V16H202V18H205L204 9H202ZM206 11H207V10H206ZM209 11H210V10H209ZM207 12H208V11H207ZM230 12H231V11H230ZM205 13H206V12H205ZM258 14H259V15H258ZM211 15H212V14H211ZM209 16H210V15H209ZM49 17H50V16H49ZM49 17H47V18H49ZM55 17H56V16H55ZM210 17H211V16H210ZM51 19H53V18H51ZM43 21H44V20H43ZM48 21H49V19L47 20V22H48ZM41 22H42V21H41ZM47 22H46V20H45V23L42 22L40 25H36V26H30V25H29L28 28L23 29V30L20 29L21 31L16 32L14 35H17L18 37H20L19 42H22V41L24 40V36H26L25 33H26V32H27V33L29 32V33H30V36H29V37H25V43H26V46L29 48V46H30L31 44L33 45V42L35 43V41H39V40H37L38 35H36V34L38 33V29H41V28H43L44 26H45V28H46V25H45V24H46ZM39 23H40V22H39ZM43 23H44V24H43ZM208 23H209V22H208ZM119 24H120V22H119ZM117 25H118V24H117ZM121 25H122V24H121ZM47 26H48V25H47ZM119 26H120V25H119ZM203 26H204V25H203ZM207 26H210V24L207 25ZM215 26H216V25H215ZM48 27H49L48 30H49V33H50V29H51V28H50V26H48ZM200 27H201V26H200ZM200 27H199V26L196 27V30H197V31H198V30H199V31L203 30V29H202L203 27H202V28H200ZM204 27H205V26H204ZM210 27H212V26H210ZM120 28L122 29V27H120ZM120 28H119V29H120ZM129 28H130V27H129ZM213 28H214V26H213ZM223 28H224V27H223ZM124 29H125V28H124ZM135 29H136V27H135ZM191 29H192V28H191ZM41 30H42V29H41ZM43 30H44V28H43ZM122 30H123V29H122ZM126 30H127V29H126ZM53 31H54V30H53ZM53 31H51V32H53ZM117 31H119V30L117 29ZM136 31H137V29L135 30L134 34L136 33ZM183 31H184V29H183ZM185 31H186V30H185ZM187 31H188V30H187ZM190 31H191V30H190ZM223 31H224V32H223ZM39 32H40V30H39ZM55 32H56V31H55ZM120 32H121V30H120ZM131 32H132V31H131ZM193 32L195 33V31H193ZM221 32H222V33H221ZM41 33H42V32H41ZM114 33H115V32H114ZM114 33H113V35H114ZM117 33H118V32H117ZM39 34H40V33H39ZM51 34H52V33H51ZM53 34H54V33H53ZM53 34H52V35H53ZM118 34H121V33H118ZM129 34H130V33H129ZM132 34H133V32H132ZM139 34H140V33H139ZM40 35H41V34H40ZM40 35H39V36H40ZM52 35H51V36H52ZM113 35H112V36H113ZM127 35H128V33H127ZM127 35H126L125 37H128ZM136 35H137V33H136ZM36 36H37V37H36ZM102 36H103V35H102ZM102 36H100V37H101L102 40H104V39L102 38ZM110 36H111V35H110ZM114 36H118V35L116 34V35H114ZM132 36H134V39H135L136 36H135V35H132ZM41 37H42V36H41ZM41 37H40V38H41ZM49 37H50V36H49ZM54 37H55V36H54ZM98 37H99V36H98ZM103 37H105V36H103ZM129 37L132 38L131 35H130ZM38 38H39V37H38ZM50 38H51V37H50ZM50 38H48V39H49V40L54 39V38H51V39H50ZM105 38H106V39H105V41H106V40H107V37H105ZM108 38H109V37H108ZM114 38H115V37H114ZM130 38H129V39H130ZM136 38H137V37H136ZM138 38H139V37H138ZM41 39H42V38H41ZM41 39H40V40H41ZM43 39H44V38H43ZM96 39H97V38H96ZM101 39H99V40H101ZM110 39H112V38H110ZM56 40H57V39H54V42H55ZM97 40H98V39H97ZM102 40H101V41H102ZM115 40H116V39H115ZM118 40H119V39H118ZM122 40L124 41L125 39L122 38ZM122 40H121V38H120L119 42L122 43V42H123ZM132 40H133V39H132ZM135 40H136V39H135ZM138 40H139V39H138ZM138 40H137V41H138ZM44 41H45V40H44ZM101 41H99V42L96 41V43H97V42L100 43ZM107 41H108V40H107ZM129 41H130V43H132L131 40H129ZM39 42H41V41H39ZM39 42H38V43H39ZM51 42H53V41L51 40ZM54 42H53V43H54ZM126 42H128V41H126ZM126 42H124L123 45H127V44H125ZM36 43H37V42H36ZM41 43H42V45H43V42H41ZM41 43H40L39 45H41ZM113 43H117V42L115 41V42H113ZM130 43H129V44H130ZM133 43H134V41H133ZM101 44H102V43H101ZM104 44H105V43H104ZM129 44H128V45H129ZM32 45H31V46H32ZM117 45H118V44H116V46H117ZM119 45H120V44H119ZM31 46H30V47H31ZM33 46H34V45H33ZM35 46H36V45H35ZM52 46H53V44H52ZM107 46H108V45H107ZM120 46H121V45H120ZM120 46H119V47H120ZM132 46H134V44H132ZM38 47H39V46H38ZM110 47H111V46H110ZM114 47H115V46H114ZM50 48H51V47H50ZM122 48H123V46H122ZM122 48H121V49H122ZM125 48H128V47L126 46ZM131 48H132V47H131ZM133 48H134V47H133ZM34 49H36V48H34ZM39 49H40V48H39ZM109 49H110V48H109ZM112 49H113V48H112ZM118 49H119V48H117V52H119ZM121 49H120V50H121ZM29 50H32V48H31V49H28V51H29ZM36 50H37V49H36ZM110 50H111V49H110ZM110 50H109V51H110ZM113 50H115L114 52H116V48H114ZM122 50H123V51H122ZM122 50H121V51L124 52V50L126 51L127 49H124V48H123ZM131 50H132V49H130V51H131ZM28 51H27V52H28ZM33 51H34V50H33ZM38 51H39V50H38ZM106 51H107V50H106ZM109 51H108V52H109ZM130 51L128 52V54H131V53H132V52L130 53ZM30 52H32V51H29V53H30ZM117 52H116V53H117ZM126 52H127V51H126ZM29 53H28V54H29ZM35 53H36V52H34V54H35ZM111 53H112V52H111ZM28 54L26 53V56H28ZM30 54H31V53H30ZM30 54H29V55H30ZM36 54H37V53H36ZM123 54H124V53H123ZM123 54H122V56H123ZM126 54H127V53H126ZM124 55H125V54H124ZM127 56H129V55H127ZM129 57H130V56H129ZM129 57H128V58H129ZM219 57H220V58H219ZM126 58H127V57H126ZM206 58H207V60H206ZM120 59H121V58H120ZM123 59H124V58H123ZM252 69H253L254 71H253ZM261 70H262V69H261ZM243 71H244V70H243ZM80 72H81V71H80ZM244 72H245V71H244ZM247 72H248V71H247ZM258 72H259V71H258ZM260 72H261V71H260ZM262 72H263L262 74L264 75V70H262ZM118 73H119V71H118ZM245 73H246V72H245ZM248 73H249V72H248ZM248 73H247V76H249ZM250 73H249V74H250ZM116 74H117V73H116ZM260 75H261V74H260ZM260 75L258 74L257 77H259ZM250 77H248V79H249ZM262 77H263V76H262ZM262 77H259L260 79H259L258 82H257V80H255V82H256L257 85H258V86L256 85L255 90H253L255 93L258 92L257 90L261 91V90L264 89V87H263V86H264V77H263V78H262ZM229 78H231V74H228L227 72H225V73H223V76H222V82H218V83L216 84V86H215V89H213V87H212V88H211V87L209 88L210 93H212V94L214 93L213 95L216 94L215 96H216V98H217V101H215L216 99H215V100L212 99V100H214V102H217V103H216L217 105L213 102V103L215 104V107L212 105V104H213L212 102H211V103H212L211 105H208V104H205V105H203V104H199V105H196V106H195V105H193V106L191 105V106H188V107H187V122H188V129H187L186 133H185V130H182V131H183V132H182V135H179L178 133L173 134V135H169V134L167 135V133H165V134H166V139L164 138L163 140H164V141L166 140L167 143H169V144H173V145H174V147H175V148H174V150H175V151H174V152H175L174 155H176V154H177V155H179V154H187V155H188V159H189V160H188V172H186L187 175H186V177H185V179H184V183H185V187H186V188H187L188 186H190V184H192V185L195 184V183L193 184V181H194V179H195L194 176H196L195 174H194V176H193V173L195 172L194 170L197 169L196 172L199 173L198 168L201 167V169H202V165L205 163L204 160H206V159L204 158L205 155H206L207 153H211V152H212V154H213L214 148H212V147H213L214 145H213V146L211 145V143L209 142V139H208V138H209V137L212 138L213 135H214V137H215V136H216L215 134H217L218 132H221V134H223V136H224L223 129H220V131H219V128H221V126L219 125V124H220V120H221L220 118H221V117H224V119L226 120V119L229 117V115H232V114H230L229 112L226 113V112H227V111H226V112H225L226 115L229 114L228 117H225L226 115H225V116H222L223 114H222V112L220 111V109H218V108H220L221 106H223V107L225 106L224 104H223V105L221 104L222 102H223V103H225V102L228 103V101H229V102H232L233 100H235V97H236V95H237V94H236V90H235L234 87L232 86V83H230V81H229ZM71 79H72V78H71ZM71 79H70V81H71ZM116 79H117V78H116ZM116 79H114V80L116 81ZM246 79H247V78H246ZM257 79H258V78H257ZM74 80H75V79H74ZM252 80H253V79H252ZM115 81L113 82L114 85H115ZM117 81H118V79H117ZM66 82H67V81H66ZM71 82L73 83V80H72ZM80 82H81V81H80ZM116 83H117V82H116ZM120 83H121V82H120ZM121 84H122V83H121ZM121 84H118V83H117V85L119 86V88L116 87V86H115L116 88H113V87H112V88H113V89H112L113 92H112V94L110 95V96H111V97L109 98L110 100H115V98L119 95L120 88H123V86H122ZM114 85H113V86H114ZM120 85H121V87H120ZM251 86H252V85H251ZM262 87H263V88H262ZM124 88H125V87H124ZM192 88H195V86L192 87ZM238 88H239V87H238ZM112 90H111V91H112ZM122 90H123V89H122ZM238 90H239V89H238ZM238 92H239V91H237V93H238ZM251 92H252V91H251ZM255 93H254V94H255ZM259 94H261V93L258 92V96H260ZM262 94H263V93H262ZM263 95H264V94H263ZM256 96H257V95H255V98L257 99ZM261 96H262V95H261ZM262 97H263V96H262ZM236 98H237V97H236ZM252 98H254V97H252ZM259 98L261 99V97H258V100H259ZM239 99L241 100V98H239ZM246 99H247V98H246ZM246 99H245V101H246ZM256 99H255V100H256ZM240 100H238V101H240ZM210 101H211V99H210ZM236 101H237V99H236L235 101H233V102H236ZM238 101H237V102H238ZM242 101H243V99H242ZM245 101H243V103H244ZM259 101H261V100H259ZM208 102H209V101H208ZM233 102H232V103H233ZM247 102H248V100H247ZM249 102H251V101H249ZM249 102H248V103H249ZM256 102H257V101H256ZM241 103H242V102H241ZM251 103H252V102H251ZM254 103H255V101H254ZM254 103H253V104H254ZM259 103H260V102H259ZM225 104H226V103H225ZM233 104H234V103H233ZM235 104L237 105V103H235ZM244 104L247 105V103H244ZM256 104H257V103H256ZM261 104H262V103H261ZM261 104H260V105H261ZM228 105H230V103L227 104V106H228ZM238 105H239V103H238ZM241 105H242V104H241ZM249 105H250V104H249ZM251 105H252V104H251ZM247 106H248V105H247ZM255 106H257V105H253V107L250 106L249 108H254ZM258 106H259V104H258ZM262 106H263V104H262ZM240 107H241V106H240ZM242 107H243V105H242ZM245 107H246V106H245ZM259 107H260V106H259ZM259 107H258V108L255 107V108L258 110ZM224 108L226 109V107H224ZM235 108L237 109V108H239V107H235ZM255 108H254V109H255ZM263 108H264V107H263ZM225 109H224V110H225ZM227 109H228V107H227ZM229 109H230V108H229ZM229 109H228V111H230ZM240 109L242 110V108H240ZM240 109H239V110H240ZM246 109H248V108H246ZM113 110H114V111L111 112V116H110V118H111L112 120H114L115 118L118 117V115L115 113V111L117 112V108H114ZM261 110H262V107H261ZM219 111H220L221 113H220ZM231 111L233 112V109H231ZM248 111H249V109H248ZM253 111H254V110H253ZM253 111H252V113H254ZM204 112H205V113L208 112V116H207V117H204V116H203V113H204ZM234 112H237V111H234ZM257 112H258V111H257ZM262 112H263V111H262ZM219 113H220V114H219ZM223 113H224V112H223ZM225 113H224V114H225ZM239 113H241V112L238 111L237 114H238V115H241V114H239ZM244 113H245V112H244ZM246 113H247V112H246ZM248 113H250V112H248ZM248 113H247V114H248ZM258 113H260V111H259ZM102 114H103V113H102ZM162 114H163L164 116L166 115L165 112L162 113ZM234 114H235V113H234ZM242 114H243V111H242ZM254 114H256V113H254ZM238 115H237V116H238ZM249 115H252V114H249ZM259 115H260V114H259ZM259 115H258V116H257V115H252V117L255 116V118L257 119V117H259ZM262 115H263V113H262ZM242 116H243V115H242ZM233 117H234V116H233ZM239 117H240V116H239ZM248 117H249V116H248ZM250 117H251V116H250ZM262 117H264V116H262ZM234 118H235V117H234ZM234 118H232V119H234ZM241 118H242V117H241ZM244 118H245V117H244ZM244 118H243V119H244ZM259 118H260V117H259ZM230 119H231V118H230ZM230 119H228V120H230ZM236 119H239V118L237 117V118H235V120H236ZM243 119H242V121H244ZM252 119H253V118H252ZM260 119H262V121H264L263 118H260ZM240 120H241V119H240ZM258 120H259V119H258ZM258 120H254L255 123H256V121H258ZM221 121L223 122V120H221ZM233 121H234V120H232V122H233ZM236 121L238 122V120H236ZM245 121H246V119H245ZM245 121H244V122H245ZM249 121H251V120H249ZM249 121H248V122H249ZM262 121H261V122H262ZM215 122H216V124H214ZM222 122H221V123H222ZM224 122H226V121H224ZM237 122H236V124H238ZM244 122H243V123H244ZM248 122H247V123H248ZM226 123H227V122H226ZM226 123H224L223 125L221 124V125H222V128H224L225 126H226V127L228 126V123H227V125H225ZM230 123H231V122H230ZM239 123H240V122H239ZM259 123H260V120H259ZM263 123H264V122H263ZM213 124H214V125H213ZM231 124H232V123H231ZM244 124H246V123H244ZM251 124H253V123H251ZM224 125H225V126H224ZM240 125L242 126V123H240L239 126H240ZM246 125H247V124H246ZM248 125H249V127H250V129H251L252 126H251L250 124H248ZM257 125H259V124H257ZM263 125H264V124H263ZM263 125H261V126H263ZM230 126H231V125H230ZM236 126H237V125L234 126V127H235L234 129H237L238 126H237V127H236ZM190 127H191L192 131H189V128H190ZM231 127H232V126H231ZM231 127H229V128L227 127V128L230 129V131H231ZM249 127H248V128H249ZM179 128H180V127H179ZM227 128H226V129H227ZM232 128H233V127H232ZM241 128H242V127H240V130H241ZM245 128H246V127H245ZM262 128H263V127H262ZM242 129H244V128H242ZM246 129H247V128H246ZM246 129H245V130H246ZM250 129H247V132H249ZM252 129H253V128H252ZM221 130H222V131H221ZM245 130H244V132H246ZM253 130L255 131V130H257V129L254 128ZM258 130H259V129H258ZM258 130H257V131H258ZM217 131H218V132H217ZM228 131H229V130H228ZM228 131L226 130L227 133H228ZM230 131H229V132H230ZM237 131H238V130H237ZM237 131H236V132H237ZM191 132H192V133H191ZM224 132H225V129H224ZM231 132H232V134L230 133V135H232V137H233V130H232ZM236 132H235V133H236ZM238 132H239V131H238ZM251 132H252V130H251ZM251 132H250V133H251ZM132 133H133L132 130L130 131V133H128V135H131V138H133ZM235 133H234V134H235ZM239 133L241 134V132H239ZM242 133H243V132H242ZM252 133H254V132H252ZM252 133H251V134H252ZM218 134H219V133H218ZM218 134H217V135H218ZM219 135H220V134H219ZM226 135H227V134H226ZM226 135H225V136H226ZM228 135H229V134H228ZM237 135H238V133H237ZM246 135H248V133H247ZM163 136H165V135L163 134ZM235 136H236V135H235ZM242 136L244 137V135H242ZM242 136H241V139H243ZM159 137H160V135H159ZM217 137H218V136H217ZM246 137H247V138H250V135H249V136H246ZM246 137H245V138H246ZM252 137H253V135L251 136V139H253ZM222 138H223V137H222ZM222 138H220V139L222 140ZM227 138H228V137H227ZM233 138H234V137H233ZM233 138H232V139H233ZM247 138H246V140H247ZM261 138H262V137H261ZM215 139H216V137H215ZM215 139H213V141H214ZM223 139H224V138H223ZM225 139H226V137H225ZM251 139H250V140H251ZM158 140H159V139H158ZM210 140H211V139H210ZM216 140H217V139H216ZM221 140H219V141H221ZM226 140L228 141V139H226ZM229 140H230V139H229ZM238 140H239V139H238ZM246 140H245V141H246ZM248 140H249V139H248ZM263 140H264V138H263ZM164 141H162V142H164ZM213 141H211V142H213ZM224 141H225V140H224ZM216 142H217V141H216ZM233 142H234V144H235L236 141H233ZM233 142L231 143V142L228 141L227 143H229V144H230V143L233 144ZM243 142H244V141H243ZM243 142H242V143H243ZM250 142H251V141H250ZM132 143H133V139H132V142H131V143H126V142H123V141L119 140L118 142H115L113 145H111V146L108 148L109 151H110V153H111V154L113 155V157H114V159H111V160H110V161H112V160L114 161V162H113L114 164L111 162V163L114 165V166H113V169H115V167L118 165V163H120L121 165H125V164H123V162H122L123 160L121 159V158H122L121 155H122L123 153H125V152H127L128 150L131 149V148H129V145H132V146H133ZM160 143H161V142H160ZM218 143H219V142H217L216 144L218 145ZM221 143H222V142H221ZM236 143H237V142H236ZM214 144H215V143H214ZM224 144H225V143H224ZM246 144H249V143L246 141ZM162 145H163V144H162ZM217 145H216V146H217ZM222 145H223V144H222ZM222 145H220L221 148H222ZM226 145H227V144H226ZM235 145H236V144H235ZM228 146H231V145H228ZM228 146H225V147H228ZM232 146H233V145H232ZM240 146H241V145H240ZM243 146H245V145L243 144ZM255 146H256V145H255ZM255 146H254V147H255ZM155 147H156V146H155ZM161 147H162V146H161ZM166 147H167V145H166ZM171 147H172V146H170V148H171ZM214 147H215V146H214ZM235 147H236V146H235ZM237 147H238V145H237ZM245 147H246V146H245ZM250 147H251V143H250ZM252 147H253V146H252ZM254 147H253V148H254ZM256 147H257V146H256ZM246 148H247V147H246ZM248 148H249V147H248ZM156 149H157V148H156ZM160 149H161V148H160ZM165 149H166V148H165ZM222 149H224V146H223ZM238 149H239V148H237V151H238ZM242 149H244V148H242ZM242 149L240 148V150H242ZM157 150H158V149H157ZM167 150H168V149H167ZM171 150H173V149L171 148ZM216 150H219V148L216 149ZM225 150H226V151H229L230 149L227 150V149L225 148L224 151H225ZM232 150H236V149H235V148H234V149L232 148ZM232 150H230V151L232 152ZM246 150H249V149H246ZM250 150H251V149H250ZM253 150H254L253 152H255V153L257 152V151H255V149H253ZM257 150H258V152H259L261 149L259 150V148H258ZM158 151H160V150H158ZM244 151H245V150H244ZM154 152H155V151H154ZM154 152H153V153H152V152H149V154L147 155V159L153 161L154 158H155L154 155L156 154V153H154ZM161 152H162V153H161ZM161 152H159V154H160V155H159V158H160L161 156H164V155L166 154V153H165V150H162ZM245 152H247V151H245ZM251 152H252V151H251ZM253 152H252V153H253ZM258 152H257V153H258ZM218 153H219V152H217L216 154H218ZM220 153H221V149H220ZM229 153H230V152H229ZM235 153H236V152H235ZM235 153H234V154H235ZM239 153H240V151H239ZM239 153H237V154H239ZM252 153H251V154H252ZM255 153H254V154H255ZM111 154H110V156H112ZM245 154H246V153H245ZM108 155H109V154H108ZM174 155H173V157L171 156L172 158H170V157L168 156V159H167V160H166L165 158L161 157L162 159H161V160H158V161L156 160V164H152V166H151V168H150L151 170H152V169H155V168L158 169V171H156V172H158V173L155 172V173H156L155 176L153 175V176H154V179H153V183H152V197H151V203H153V205H154V204H156V205L158 204L157 209H158V207L161 205V203H166V204H167V203H170L171 200L174 199L173 197H174V193H175V188H176V185L178 184V182L180 181V177H181V176H180V173H181V170H182L181 168H182V161H183V160H179L178 157H177V156H174ZM219 155H220V154H219ZM221 155H222V153H221ZM235 155H236V154H235ZM235 155H233V156H235ZM242 155H243V154H242ZM246 155H247V154H246ZM249 155H250V153L248 152V156H247V157H249ZM110 156H109V157H110ZM222 156H223V155H222ZM227 156H228V152H227ZM237 156H238V155H237ZM254 156H255V155H254ZM254 156H252V157L254 158ZM113 157H111V158H113ZM229 157H231V156L229 155ZM229 157H226V155H225V158H229ZM238 157H239V156H238ZM240 157H241V155H240ZM242 157L244 158V157H246V156H242ZM247 157H246V158H247ZM250 157H251V156H250ZM250 157H249V158H250ZM255 157H256V156H255ZM169 158H170V159H169ZM203 158H204V160H203ZM208 158H209V157H208ZM235 158H236V156H235ZM235 158L233 159V157H232L231 160H236L237 158H236V159H235ZM258 158H260V156H258ZM173 159L176 160V163H172V160H173ZM212 159H213V158H212ZM222 159H223V158H222ZM239 159H242V158H239ZM256 159H257V157L255 158V162H256ZM220 160H221V159H220ZM244 160H246V159H244ZM247 160H248V158H247ZM258 160L260 161V159H257V161H258ZM202 161H204V162H202ZM207 161H208V160H207ZM213 161H214V160H213ZM213 161H212V162H213ZM241 161H242V160H241ZM248 161H250V160H248ZM248 161H247V162H248ZM252 161H253V159H252ZM252 161H250V163H251ZM107 162H108V161H107ZM216 162H219V160H218V161L216 160ZM220 162H221V161H220ZM228 162H230V160H228ZM242 162H243V161H242ZM108 163H109V162H108ZM108 163H107V164H108ZM209 163H210V161H209ZM209 163L204 164V165H203L204 168H206V167H205V165H206V166L210 167V169H211V167H212L213 165H212V166H209V165H210ZM244 163H245V161H244ZM257 163H258V162H257ZM260 163H261V162H260ZM85 164H86V163H85ZM105 164H106V163H105ZM200 164H202V165H200ZM208 164H209V165H208ZM213 164H214V163H213ZM216 164H217V163H216ZM247 164H248V163H247ZM251 164L253 165V163H251ZM255 164H256V163H254V165H255ZM76 165H77V163H76ZM96 165H97V164H96ZM108 165H109V164H108ZM225 165H226V164H225ZM244 165H246V164H244ZM244 165H243V167L246 168ZM94 166H95V164H94ZM106 166H107V165H106ZM106 166H104V168H105ZM199 166H200V167H199ZM216 166H217V165H216ZM218 166H219V164H218ZM247 166H248V165H247ZM250 166H251V165H249V167H250ZM79 167H80V169H79L80 171H81V169L84 168V167L82 168L81 166H79ZM101 167H102L101 169H104L103 166H101ZM107 167H108V166H107ZM221 167H222V166H221ZM221 167H220V168H221ZM253 167H254V166H253ZM253 167H252V168H253ZM85 168H86V165H85ZM93 168L95 169V167H93ZM109 168H111V165H110ZM109 168H108V169H109ZM215 168L217 169V167H215ZM252 168H251V169H252ZM73 169H74V168H73ZM76 169H77V168H75V170H76ZM98 169H100V168L98 167ZM98 169H96V170H98ZM207 169H208V168H207ZM207 169H205L204 171H206ZM222 169H225V168L223 167ZM222 169H221V170H222ZM227 169H228V167L226 168V170H227ZM251 169H250V170H251ZM263 169H264V168H263ZM85 170H86V169H85ZM89 170H90V168L88 169V171H89ZM96 170H95L94 173H97V172H98V171L96 172ZM105 170H106V169H104V172L106 173L108 170H106V171H105ZM213 170H214V169H212V171H213ZM226 170H225V171H226ZM240 170H242V168H240ZM245 170H247V169H245ZM77 171H78V170H77ZM82 171H83V173L85 174L84 169H83ZM82 171H81V172H82ZM86 171H87V170H86ZM100 171L102 172L103 170H100ZM111 171H112V170H111ZM200 171H202V170H200ZM204 171H203V172H204ZM207 171H209V169H208ZM223 171H224V170H223ZM225 171H224V172H225ZM232 171H233V170H232ZM242 171H243V170H242ZM248 171H249V170H248ZM251 171H253V170H251ZM254 171H255V173H252V172H251V173H252V175H255V177H256V169H255ZM254 171H253V172H254ZM73 172H74V171H73ZM114 172H116V171H114ZM114 172H112V173H114ZM118 172H119V171H118ZM129 172H131V166H130V164H129L128 166L126 165V168L123 170V172L121 173L120 177L118 176V178H119V179H117V181H118V182H117V183H118V188H117V186H115V187L118 189V191L120 192V193H119V192H118V193L120 194L119 196H121V198L118 197V196H117V197L120 198L121 200L123 199L124 203H125V202H129L128 204H130V203L132 202V200L134 201L135 199H139V198H138L139 196H138V194H137L138 189H137V186H136V181H135L134 178H132L131 176L128 175ZM152 172H153V170H152ZM196 172H195V173H196ZM203 172H202L201 174H203ZM213 172H216V173H217V171H213ZM218 172H220V171H218ZM236 172H237V171H236ZM240 172H241V171H240ZM243 172H244V171H243ZM263 172H264V171H263ZM263 172H262V173H263ZM56 173H58V172H56ZM86 173H87V172H86ZM88 173H90V172H88ZM88 173H87V175H89ZM91 173H92V175L94 176L93 172H91ZM105 173H104V174H105ZM110 173H111V172H110ZM210 173H211V172H210ZM210 173H209V175H210ZM244 173L247 174L246 171H245ZM248 173H249V172H248ZM251 173H249L248 175H251ZM63 174H64V173H63ZM98 174H99V172H98ZM101 174H102V173H101ZM117 174L119 175V173H117ZM153 174H154V173H153ZM201 174L199 173V177H201ZM204 174H205V173H204ZM204 174H203V175H204ZM207 174H208V173H206V175H207ZM257 174H258V173H257ZM58 175H62V174L60 173V174H58ZM95 175H96V174H95ZM102 175H103V174H102ZM102 175H101V176H102ZM108 175H109V174H108ZM108 175H107V176H108ZM111 175H113V178H114V174H111ZM206 175H205V176H206ZM217 175H218V174H217ZM228 175H230V174H228ZM234 175H235V174H234ZM248 175H245V176L248 177ZM252 175L249 176L248 178L252 177ZM258 175H259V174H258ZM89 176H90V175H89ZM98 176H99V175H98ZM98 176H97V177H98ZM101 176H100V178L102 179ZM103 176H104V175H103ZM197 176H198V175H197ZM207 176H208V175H207ZM215 176H216V175H215ZM215 176H213V177L216 178ZM231 176H233V175H231ZM242 176H243V175L241 174V177H242ZM245 176H244V177H245ZM261 176H262V175H261ZM261 176L259 175V177H261ZM74 177H75V176H74ZM77 177H78V176H77ZM77 177H76V178H77ZM84 177H85V176H84ZM90 177H91V176H90ZM90 177H89V179H90ZM105 177H106V176H105ZM105 177H104V178H105ZM111 177H112V176H111ZM151 177H152V176H151ZM193 177H194V179H193ZM202 177H203V176H202ZM202 177H201V178H202ZM211 177H212V175H211ZM217 177H219V175H218ZM244 177H242V178H244ZM54 178H55V177H54ZM56 178H57V177H56ZM56 178L53 179V180L50 182V184H48L50 187H51V184H52V183H54L55 181L58 180V178L60 179V176H58L57 179H56ZM61 178H62V177H61ZM81 178H82V177H81ZM86 178L88 179V176H87ZM116 178H117V176H116ZM116 178H115V179H116ZM149 178H150V177H149ZM203 178H204V177H203ZM205 178H206V177H205ZM219 178H220V177H219ZM231 178H232V177H231ZM248 178H247V179H248ZM62 179H63V178H62ZM65 179H66V183H67V184H65V185L74 188L75 183H73V181H71L70 173H69V174H68V173L65 174ZM65 179L63 180L64 183H65ZM83 179H84V178H83ZM89 179H88V180H89ZM91 179L94 180L92 177H91ZM95 179H96V178H95ZM98 179H99V178H98ZM101 179H100V182H101ZM198 179H199V178H198ZM207 179L209 180V179H210V176H208ZM232 179H233V178H232ZM245 179H246V178H245ZM258 179H259V178H258ZM258 179L256 180V178H255L256 181H254V183L257 182V184H258ZM260 179H261V178H260ZM260 179H259V180H260ZM60 180H61V179H60ZM76 180H77V179H76ZM79 180L82 181V183H83V180H82V179H79ZM103 180H105V179H103ZM192 180H193V181H192ZM196 180H197V177H196ZM200 180H201V179H200ZM203 180H204V179H203ZM208 180H206V181H208ZM213 180L216 182L215 179H212V181H213ZM240 180H242V179L239 177V181H240ZM249 180H250V179H249ZM249 180H248V182H249ZM252 180H254V179L251 178V181H252ZM89 181H91V180H89ZM107 181L109 182V180H107ZM107 181H106V182H107ZM112 181H114V180H112ZM191 181H192V183H191ZM206 181H205V182H206ZM212 181H211V179H210V181H209L210 184H211ZM214 181H213V184L215 185ZM230 181H232V180H230ZM230 181H227V182H229L228 184H230ZM236 181H237V180H236ZM42 182H43V180H42ZM42 182L39 183V186H38V188H37V190H36V192H35V194H34V198L36 199V203H37V205H36V206H37V211H35L36 213L34 212V214H33L34 222H37V221L39 220V218H40V213H41V212H44V210H46V211L44 212V213H45V216H47V215L49 214V213L46 214V212H48L49 208L52 209V207L50 206L49 208H47L48 210H47V209H44V210H43V208H45V205H49V204H50V205H53V204H51V202H52V197H56V196H53V195L51 196V194H53L52 192H54V190L51 191L52 189H50L51 192L48 191V188L43 184L44 182H43V183H42ZM74 182H75V181H74ZM86 182H87V181H86ZM92 182H93V181H92ZM104 182H105V181H104ZM106 182H105V183H106ZM110 182H111V180H110ZM194 182H195V181H194ZM203 182H204V181H203ZM203 182H202V183H203ZM205 182H204V184H207V183H205ZM232 182H233V181H232ZM232 182H231V183H232ZM248 182H247V184H248ZM260 182H261V180H260ZM260 182H259V185L256 184L257 187L260 186ZM93 183H94V182H93ZM93 183H91L92 187L95 186ZM105 183H104V184H105ZM196 183H197V182H196ZM202 183L199 184L200 187H201V186L203 187L204 184L202 185ZM234 183H235V182H234ZM237 183H238V182H237ZM237 183H236V184H237ZM243 183H245L244 180H243ZM243 183H242V184H243ZM254 183H252V184L254 185ZM88 184H89V183H88ZM98 184H99V183H98ZM98 184H97V185H98ZM101 184H102V183H101ZM109 184H110V183H109ZM109 184H108V185H109ZM112 184H113V182H112ZM112 184H110V185H112ZM114 184H115V183H114ZM114 184H113V185H114ZM197 184H198V183H197ZM223 184H225V183H223ZM238 184H241V183H238ZM262 184H263V183H262ZM83 185H84V184H83ZM89 185H90V184H89ZM89 185H88V186H87V185H86V186L84 185V187L88 188ZM91 185H90V186H91ZM102 185H103V184H102ZM102 185H101V186H102ZM105 185H106V184H105ZM195 185H196V184H195ZM232 185L234 186L235 184L232 183ZM244 185H246V184H244ZM263 185H264V184H263ZM49 186H48V187H49ZM76 186H77V185H76ZM99 186H100V185H99ZM106 186H107V185H106ZM208 186H209V184H208ZM224 186H226V185H224ZM227 186H228V185H227ZM227 186H226V187H227ZM235 186H236V185H235ZM241 186H243V185H241ZM251 186H252V185H251ZM62 187L65 188V187H64V184H63ZM62 187H61V188H62ZM79 187H80V186H79ZM84 187H83V188H84ZM95 187H96V186H95ZM95 187H94V188H95ZM108 187H111V186H108ZM113 187H114V186H113ZM190 187H192V186H190ZM196 187H198V185H197ZM219 187H220V186H219ZM219 187H216V188H219ZM228 187H230V186H228ZM228 187H227V189H228ZM247 187H248V186H246V188H247ZM254 187L256 188L255 185H254ZM261 187H262V186H261ZM51 188H53V187H51ZM68 188H69V187H68ZM80 188H81V187H80ZM83 188H82V189H79V190H83ZM89 188H91V187H89ZM94 188H93V189H94ZM97 188H98V187H97ZM97 188H96V189H97ZM111 188H112V187H111ZM116 188H115V190H116ZM192 188H193V187H192ZM204 188H206V187H204ZM224 188H225V187H224ZM234 188H235V187H234ZM240 188H241V187H240ZM246 188L243 189V190L245 191ZM248 188H249V187H248ZM255 188H254V189H255ZM76 189H77V187H76ZM76 189H75V192H76ZM91 189H92V188H91ZM109 189H110V188H109ZM109 189H108V190H109ZM195 189H196V188H195ZM195 189H194V191H195ZM200 189H201V188H200ZM212 189H213V188H212ZM227 189H225V190H227ZM251 189H253V187H252ZM251 189H250V190H251ZM254 189H253L252 191H254ZM63 190H64V189H63ZM66 190H67V187H66ZM71 190L74 192L73 189H71ZM84 190H85V189H84ZM94 190H95V189H94ZM102 190H103V187H102ZM105 190H107V188H106ZM108 190H107V191H108ZM189 190H190V188H189ZM189 190H188V193H189ZM197 190H198V189H197ZM197 190H196V191H197ZM202 190H203V189H202ZM228 190H229V189H228ZM230 190H231V189H230ZM235 190H236V188H235ZM255 190L257 191L258 189L256 188ZM262 190H263V188H261V191H262ZM60 191H62V189H61ZM64 191H65V190H64ZM64 191H62V192H64ZM68 191H69V190H68ZM68 191H65V192H68ZM87 191L89 192L90 189H88ZM91 191H92V190H91ZM103 191H104V190H103ZM113 191H114V188H113ZM191 191H192V189H191ZM212 191H213V190H212ZM246 191H248V189H247ZM246 191H245V192H246ZM263 191H264V190H263ZM263 191H262V192H263ZM55 192H56V190H55ZM73 192H72L71 196L73 195ZM84 192H85V191H84ZM88 192H87V193H88ZM97 192H99V191L97 190ZM110 192H111V189H110ZM201 192H202V191H201ZM232 192H233V191H232ZM234 192H235V191H234ZM236 192L238 193L239 190H236ZM236 192H235V193H236ZM248 192H249V191H248ZM248 192H247L245 195L243 194V195H244L243 197H245V199H246V197H247ZM262 192H259V193H261V195H262ZM56 193L58 194V191H57ZM56 193H55V194H56ZM91 193H93V192H91ZM91 193H90V194H91ZM95 193H96V192H95ZM102 193H104V192H102ZM114 193H115V192H114ZM191 193H192V192H191ZM193 193H194V192H193ZM199 193H200V192H199ZM204 193H205V190L203 191L202 194H204ZM206 193H207V192H206ZM222 193H224V192H222ZM229 193H231V192L229 191ZM229 193H228V194H229ZM242 193H244V192H242ZM250 193H251V192H249V194H250ZM254 193H256V192L254 191ZM254 193H253V194H254ZM257 193H258V192H257ZM64 194L67 196V193H64ZM79 194H80V192H79ZM79 194H78V195H79ZM83 194H84V193H83ZM98 194L101 195L100 193H98ZM106 194H107V193H106ZM108 194H109V193H108ZM116 194H117V193H116ZM208 194H210V192H209ZM225 194H227V192H225ZM228 194H227V195H228ZM240 194H241V192H239V195H240ZM249 194H248V197H249ZM251 194H252V193H251ZM59 195H60V194H59ZM59 195L56 197V199L59 197ZM61 195H62V193H61ZM61 195H60V196H61ZM80 195H81V194H80ZM88 195H89V194H87V197H88ZM92 195H94V194H92ZM99 195H98V196H99ZM110 195H111V194H110ZM185 195H187V194H184V196H185ZM189 195H190V194H189ZM189 195H188V197H187V200H188V198L190 199ZM200 195H201V193H200ZM223 195H224V194H223ZM230 195H231V197H233L235 194H230ZM95 196H97V195H95ZM95 196H93V197H95ZM104 196H105V195H104ZM190 196H191V195H190ZM192 196H194V194H193ZM198 196H199V194H198ZM202 196H205V194L202 195ZM207 196H208V195H206V197H207ZM211 196H213V194H212ZM241 196H242V195H241ZM241 196H239V197H241ZM251 196H252V195H251ZM259 196H260V194H259ZM263 196H264V195H263ZM61 197H62V196H61ZM73 197H74V196H73ZM78 197H79V196H78ZM82 197H84V196L82 195ZM85 197H86V195H85ZM89 197H91V196L89 195ZM113 197H114V194H113ZM113 197H112V198H113ZM196 197H197V195H196ZM224 197H225V196H224ZM224 197H223V198H224ZM226 197H227V196H226ZM228 197L230 198V196H228ZM236 197H237V195H236ZM239 197H237V198H239ZM243 197L241 198L240 202L242 201ZM256 197H257V195L255 196V194H254V196H253V200H254V198L256 199ZM62 198H63V197H62ZM91 198H92V197H91ZM91 198H90V199H91ZM98 198H99V197H98ZM107 198H108V197H107ZM197 198H198V197H197ZM202 198H203V197H202ZM204 198H205V197H204ZM221 198H222V197H221ZM223 198H222V199H223ZM237 198H236V199H237ZM263 198H264V197H263ZM263 198H262V197H259V198H257V200H259V199L262 200ZM54 199H55V198H54ZM54 199H53V202L56 201V200H54ZM65 199H66V198H65ZM65 199H64V200H65ZM80 199H81V197H80ZM88 199H89V198H88ZM92 199H95V200H96V198H92ZM101 199H102V197H101ZM104 199H105V197H104ZM110 199H111V197H110ZM110 199H109V201H110ZM116 199H117V198H116ZM116 199H113V202H114ZM222 199H220V202L226 200V198H224V200H222ZM232 199H233V198H232ZM232 199H230V201H231ZM239 199H240V198H239ZM239 199H237V201H239ZM245 199H243V200L245 201ZM247 199H248V198H247ZM64 200H63V201H64ZM73 200H74V198H73ZM82 200H84V199H82ZM98 200H99V199H98ZM105 200H106V199H105ZM184 200H185V197H184ZM200 200H202V199L200 198ZM206 200H207V199H206ZM227 200H229V199H227ZM227 200H226V201H227ZM253 200H251V201H253ZM261 200H260V203L258 202L259 205H263V204H261V203H262L264 200H262V202H261ZM1 201H3V200H1ZM59 201H62V200H60V197H59ZM65 201H66V200H65ZM84 201H85V200H84ZM84 201H83L82 203H84ZM92 201L94 202V200H92ZM102 201H103V200H102ZM136 201H137V200H136ZM182 201H183V200H182ZM215 201H217V200H215ZM215 201H214V202H215ZM218 201H219V200H218ZM226 201H225V203H227V204L230 202V201H228V202H226ZM234 201H235V202H234ZM237 201L233 199V202H234L235 204L237 203ZM244 201H243V202H244ZM249 201H250V200H249ZM249 201H248V202H249ZM57 202H58V200H57ZM76 202H77V200H76ZM76 202H74V203L76 204ZM85 202H86V201H85ZM97 202H98V201H97ZM97 202H96V203H97ZM111 202H112V201H111ZM116 202H117V201H116ZM185 202H186V201H184L182 204H184V206H185V204H186V206H187V203H185ZM187 202H189V200H188ZM191 202H192V200H191ZM191 202H190V204H191ZM233 202H232V203H233ZM243 202H242V204H243ZM253 202H254V201H253ZM55 203H56V202H55ZM65 203H66V202H65ZM65 203H64V205H66ZM192 203H193V202H192ZM204 203H206V202H204ZM207 203H210V201L207 202ZM207 203H206V204H207ZM218 203H219V202H218ZM221 203H222V205H224V204H223L224 202H221ZM232 203H231V205H232ZM234 203H233V205H235ZM238 203H239V202H238ZM238 203H237V206H238L237 209L239 208V209L241 210L242 208H240L241 206L239 207L240 204L238 205ZM263 203H264V202H263ZM56 204H58V203H56ZM79 204H81V203H79ZM85 204H86V203H85ZM85 204H84V205H85ZM88 204H90V203L88 202ZM94 204H95V203H94ZM101 204H102V202H101ZM101 204H100V205H101ZM107 204H108V203H107ZM120 204L122 205L123 203H120ZM135 204H136V203H135ZM149 204H150V202H149ZM159 204H160V205H159ZM188 204H189V203H188ZM211 204H212V203H211ZM213 204H214V203H213ZM215 204H217V202H216ZM242 204H241V205H242ZM244 204H245V202H244ZM246 204H247V203H246ZM246 204H245V205H246ZM248 204H249V203H248ZM248 204L246 205L247 207H248ZM251 204H252V203H251ZM254 204H255V206H256V204H257L256 201H255ZM60 205H61V204H60ZM96 205H97V204H96ZM104 205H105V203H104ZM113 205H114V204H113ZM125 205H127V204H124V206H125ZM131 205H132V204H131ZM167 205H169V204H167ZM192 205L195 206L194 204H192ZM222 205H221V206H222ZM225 205H226V204H225ZM229 205H230V204H229ZM71 206H75V205L73 204V205H71ZM87 206H88V205H87ZM87 206H86L85 208H87ZM90 206H92V204L89 205V207H90ZM98 206H99V205H97V208L99 209ZM107 206H108V205H107ZM115 206H116V203H115ZM115 206H114V210H115ZM127 206H128V205H127ZM135 206H136V205H135ZM135 206H134V207H135ZM137 206H138V205H137ZM161 206L163 207V205H161ZM180 206H181V205H179V207H180ZM199 206H204V207H205V206H210V205H204V204H202V205H199ZM217 206H218V204H217ZM217 206H216V208L221 209L220 207H217ZM219 206H220V203H219ZM246 206H245V207H246ZM253 206H254V205H253ZM20 207H21V206H20ZM22 207L25 208V207H26V204H24ZM46 207H47V206H46ZM56 207H57V210H59V209H58V205H56ZM64 207H65V206H64ZM64 207L62 208V209H63L62 213H63V212L66 213V211H64V210H65ZM69 207H70V206H69ZM79 207L81 208V207H82V204H81V206H79ZM105 207H106V205H105ZM105 207H104V208H105ZM116 207H117V206H116ZM122 207H123V206H122ZM162 207H160V208H162ZM182 207H183V206H182ZM182 207H181V208H182ZM223 207H224V206H223ZM228 207L230 208V206H228ZM228 207H227V208H228ZM233 207H234V206H233ZM247 207H246V209H249V208H247ZM250 207H251V206H250ZM257 207L259 208L258 204H257L256 207H252V208H254V209H255V208L258 209ZM263 207H264V206H263ZM70 208H71V207H70ZM75 208H77V207H75ZM83 208H84V207H83ZM85 208H84V209H85ZM90 208H91V207H90ZM100 208H102V207H100ZM106 208L108 209V207H106ZM109 208H110V207H109ZM119 208H120V205H119ZM126 208H127V207H126ZM181 208H180V209H181ZM183 208H184V207H183ZM183 208H182V211H181V212H184V211H185V210H184L185 208H184V209H183ZM188 208H189V207H188ZM193 208H194V207H192V209H193ZM211 208H212V207H211ZM213 208H214V207H213ZM213 208H212V209H213ZM227 208H226V209H227ZM234 208H235V207H234ZM234 208H233V209H234ZM62 209H61V210H62ZM94 209H95V208H94ZM94 209L91 208V209H88V210H90V211L92 210L93 212H97L96 210L94 211ZM107 209H106V212H107ZM117 209H118V207L116 208V210H117ZM121 209H122V208H121ZM123 209H124V208H123ZM130 209H132V208H130ZM135 209H136V208H135ZM150 209H152V208H150ZM162 209H163V208H162ZM166 209H167V208H166ZM198 209H200V208H198V206H197V210H198ZM208 209H209V208H208ZM223 209H225V208H223ZM226 209H225V210H226ZM235 209H236V208H235ZM235 209H234V211L231 210L232 213L236 212ZM262 209H263V208H262ZM262 209H261V210H262ZM31 210H32V209H31ZM52 210H53V209H52ZM61 210H60V212H61ZM68 210H69V209H68ZM70 210H71V209H70ZM72 210H73V208H72ZM72 210H71V212H73V214H74V211H72ZM74 210H75V209H74ZM81 210H82V209H81ZM86 210H87V209H86ZM101 210H103V209H101ZM104 210H105V209H104ZM109 210H110V209H109ZM109 210H108V211H109ZM111 210H112V209H111ZM119 210H120V209H119ZM124 210H125V209H124ZM124 210H122V211H124ZM132 210H133V209H132ZM132 210H131V211H132ZM148 210H149V209H148ZM178 210H179V209H178ZM183 210H184V211H183ZM189 210H190V208H189ZM195 210H196V207H195ZM197 210H196V211H197ZM200 210H205V209L201 208ZM221 210H222V209H221ZM228 210H229V209H227V211H228ZM243 210L245 211V208H244ZM251 210H252V209H251ZM53 211H54V213H56V212H55V211H56L55 208H54ZM53 211L50 210V214H49V215H51V213H52ZM98 211L101 212L100 210H98ZM117 211H118V210H117ZM149 211H150V210H149ZM149 211H148V212H149ZM154 211H155V210H154ZM159 211H160V210H159ZM159 211H158V214H159ZM191 211L193 212L194 209L191 210ZM205 211H206V210H205ZM214 211H215V210H214ZM216 211H218V210H216ZM216 211H215V212H216ZM222 211H224V210H222ZM222 211H219V212H222ZM227 211H226L225 213H227ZM229 211H230V210H229ZM237 211H239V210H237ZM248 211H250V210H248ZM248 211L246 210V211H245V214H246V212H248ZM252 211H253V210H252ZM254 211H255V210H254ZM256 211H258V210H256ZM262 211L264 212V209H263ZM26 212H28V211H26ZM58 212H59V211H58ZM82 212H83V211H82ZM82 212H81V213H82ZM99 212H98V213H99ZM114 212H116V211H114ZM156 212H157V211H156ZM156 212H155V214H156ZM197 212H198V211H197ZM209 212H210V211H209ZM211 212H213V211H211ZM242 212H243V211H239V213H242ZM64 213H63V214H64ZM118 213H119V212H118ZM121 213H122V212H121ZM125 213H129V212H126V211H125ZM125 213H124V214H125ZM160 213H161V212H160ZM190 213H191V212H190ZM198 213H199V212H198ZM216 213H217V212H216ZM225 213H224V215H223V214H221V215L225 217V216H226ZM230 213H231V212H230ZM252 213H254V212H252ZM252 213H251V214H252ZM257 213H262V212H257ZM257 213H256V214H257ZM31 214H32V212H31ZM41 214H42V213H41ZM63 214H62V215H63ZM95 214H96V213H95ZM107 214H108V212H107ZM111 214H112V211H111ZM111 214H109V215H111ZM124 214H123V215H124ZM150 214H151V213H150ZM152 214H153V215H152ZM152 214H151V215H148V214H147V215L149 216V218H150L151 216H155V215H154V212H152ZM180 214H181V213H179V215H180ZM191 214H192V213H191ZM209 214L211 215V213H209ZM213 214H215V213H213ZM213 214H212V216H214ZM218 214H219V213H218ZM218 214H216V216H217ZM235 214H236V213H234V214H232V215L235 217ZM237 214H238V212H237ZM248 214H249V212H248ZM248 214H247V216H248ZM262 214L264 215V213H262ZM262 214H261V215H262ZM1 215H2V213H1ZM49 215H48V217H45V218L48 219V218H49ZM56 215H57V214H56ZM56 215H55V216H56ZM66 215H67V214H66ZM70 215H71V214H70ZM100 215H101V214H100ZM113 215H115V214H113ZM116 215H117V214H116ZM118 215H119V214H118ZM120 215H121V214H120ZM120 215H119V216H120ZM127 215H128V214H127ZM129 215H130V214H129ZM160 215H161V214H160ZM176 215H178V214H176ZM196 215H197V214H196ZM199 215H200V213H199ZM228 215H229V214L227 213V216H228ZM238 215H242V214H238ZM261 215H260V216H261ZM263 215H262V216H263ZM5 216H6V215H5ZM71 216H72V215H71ZM74 216H76V213H75V215H73L72 217H74ZM119 216H118V217H119ZM121 216H122V215H121ZM124 216H125V215H124ZM180 216H181V215H180ZM180 216H179V217H180ZM183 216H184V215H183ZM194 216H195V214H194ZM201 216H203V215H201ZM201 216H200V217H201ZM216 216H214L216 219H212V220H216V221H217V217H218V216H217V217H216ZM222 216H220V218H221V219H224V217H222ZM229 216H230V215H229ZM229 216H228V217H229ZM233 216H232V217H233ZM247 216H246V220H247ZM257 216H259V215H257ZM262 216H261V217H262ZM8 217H9V216H8ZM23 217H24V216H23ZM51 217H53L52 220L54 221V219H55V218H54V214H52ZM56 217H57V216H56ZM58 217H59V215H58ZM61 217H62V216H61ZM61 217H59V218H61ZM64 217H65V214H64ZM64 217H63V218H64ZM90 217H91V216H90ZM100 217H102V218L100 219ZM105 217H106V220L108 221V219H107L108 216L106 215ZM105 217H104V214H102V216H99V215H98V218L100 219L101 224H102V221H101V220L104 219ZM110 217H111V216H110ZM130 217H131V216H130ZM179 217L176 216V218H178V220H179ZM187 217H189V216H187ZM192 217H193V215H192ZM192 217H191V218H192ZM210 217H211V216H210ZM214 217H213V218H214ZM230 217H231V216H230ZM230 217H229V218H230ZM236 217H238V216H236ZM241 217H242V216H241ZM250 217H251V215H250ZM263 217H264V216H263ZM1 218H2V217H1ZM4 218H5V217H3V219H4ZM59 218H57L56 220H58ZM88 218H89V217H88ZM96 218H97V216H96ZM98 218H97V219H98ZM122 218H124V217L122 216ZM122 218H121V219H122ZM151 218L153 219V217H151ZM151 218H150V219H151ZM154 218H155V217H154ZM156 218H158V217H156ZM174 218H175V216H174ZM174 218H173V219H174ZM191 218H190V219H191ZM195 218H196V217H195ZM211 218H212V217H211ZM211 218H210V219H211ZM229 218H227V219H229ZM244 218H245V217H244ZM248 218H249V216H248ZM253 218H254V216H253ZM255 218H257V217H255ZM258 218H260V217H258ZM9 219H10V217H9ZM23 219H24V218H23ZM43 219H44V218H43ZM67 219H69V215H68V218H67ZM67 219H66V217H65V220L68 222ZM74 219H75V217H74ZM89 219H90V218H89ZM111 219H112V218H111ZM115 219H116V218H115ZM128 219H129V216H128ZM182 219H183V218H182ZM200 219H201V218H200ZM210 219H209V220H210ZM221 219H220V221H219V219H218V221H219L220 223L222 222ZM237 219H238V218H237ZM0 220H1V219H0ZM5 220H7L6 223H7L8 221H11V220H8V218H5L4 221H3V220H2V221L5 222ZM48 220H49V219H48ZM48 220H47V221H48ZM50 220H51V219H50ZM56 220H55V221H56ZM61 220H62V219H61ZM72 220H73V218H72ZM86 220L88 221V219H86ZM86 220H85V221H86ZM92 220H93V218H92ZM94 220H96V219H94ZM132 220H133V219H132ZM132 220L130 219V223H131ZM185 220H186V219H185ZM191 220H192V219H191ZM191 220H190V221H191ZM193 220H194V219H193ZM198 220H199V219H198ZM198 220H196V221H198ZM202 220H203V219H202ZM209 220H208V221H209ZM229 220H230V219H229ZM233 220H236V219H233ZM238 220H240V218H239ZM238 220H237V221H238ZM244 220H245V219H244ZM250 220H251V219H249V221H250ZM256 220H257V219H256ZM260 220H261V219H260ZM260 220H258V224H257V221H254V222H256L255 224L258 226V227H257V226L255 225V228L257 227V229H259V221H260ZM2 221H0V222L3 223ZM12 221H13V220H12ZM12 221H11L10 223H12ZM41 221H42V220H41ZM43 221H45V220H43ZM43 221H42V222H43ZM47 221H46V222H47ZM53 221H52V222H53ZM55 221H54V223H55ZM59 221H60V220H59ZM66 221L64 222L65 224H66ZM87 221H86V222H87ZM98 221H99V220H98ZM109 221H110V220H109ZM111 221H112V220H111ZM111 221L109 222V224H111ZM114 221H115V220H114ZM174 221H175V220H174ZM174 221H173V222H174ZM176 221H177V220H176ZM190 221H188L189 224H190ZM196 221H195V222H196ZM216 221H213V222L216 223ZM241 221H242V220H240L239 222H241ZM262 221H264V218L262 219ZM91 222H94V221H90V223H91ZM95 222L97 223V221H95ZM95 222H94V223H95ZM117 222H118V224H119V219H118ZM122 222H123V221H122ZM122 222H121V223H122ZM126 222H127V220H126ZM173 222H172V223H173ZM183 222H184V221H183ZM195 222H192V223H193L194 225H196ZM201 222H202V221H201ZM210 222H211V221H210ZM210 222H208V224H209ZM213 222H211V223H213ZM219 222H218V223H219ZM230 222H231V223H236V222H232V219L230 220ZM230 222L228 223L229 225H228L227 223H225V224H227V225L230 226V227H231V226L233 227L234 225H237V224L230 225V224H231ZM246 222H247V221H245V223H246ZM254 222H253V223H254ZM6 223L3 224V225L0 224V225H1L0 227L3 226V227H5V228L8 229V227H9L8 225H12V224H13V223H12V224L8 223V225H7ZM14 223H15V222H14ZM26 223H27V222H26ZM40 223H41V222H40ZM44 223H45V222H44ZM44 223H43V224L41 223V224L44 225ZM54 223H51V224H54ZM64 223H61V222H60V224H62V225H63ZM69 223H70V222H69ZM90 223H89V224H90ZM94 223H93V224H94ZM113 223H114V222H113ZM168 223H169V222H168ZM184 223H185V222H184ZM192 223H191V224H192ZM199 223H200V222H199ZM204 223H206V222H204ZM218 223H217V224H218ZM261 223H262V222L260 221V227H261ZM23 224H25V223H23ZM23 224H22V225H23ZM27 224H28V223H27ZM45 224L48 226L49 223L47 222V223H45ZM55 224H56V223H55ZM65 224H64V225H65ZM89 224H88V225H89ZM98 224H100V223H98ZM101 224H100V226L103 228V226H104V222H103V225H101ZM114 224H115V223H114ZM125 224H126V223H125ZM127 224H128V222H127ZM161 224H162V222H161ZM191 224L189 225L190 227H191ZM197 224H198V222H197ZM223 224H224V223H223ZM239 224H240V223H239ZM239 224H238V225H239ZM246 224H247V223H246ZM249 224H251V223H249ZM6 225H7V226H6ZM57 225L59 226V223H58V222H57ZM57 225H56V226H57ZM64 225H63V226H64ZM72 225H74V223H73ZM86 225H87V223H86ZM95 225H96V224H94L93 227H95ZM105 225H106V223H105ZM148 225H149V224H148ZM151 225H153V224H151ZM199 225H200V224H199ZM221 225H222V224H221ZM227 225H226V226H227ZM240 225H241V224H240ZM243 225H244V224H243ZM251 225L253 226V224H251ZM251 225H250V226H251ZM14 226H15V225H14ZM25 226H26V224H25ZM25 226H24V229H25ZM29 226H30V225H29ZM33 226H34V225H33ZM38 226H39V225H38ZM47 226H46V227H47ZM58 226H57V228H56V231L58 230ZM60 226H61V225H60ZM67 226H68V225H67ZM90 226H91V225H90ZM90 226H86V229H87L86 231H87V233H88V235L86 234V236H85V238H84V239H86V240L91 239V237L93 236V235H92V233H93V229H92V227H90ZM96 226H97V225H96ZM107 226H108V227H111V226H109V225H107ZM107 226L105 227V229L107 228ZM115 226H116V225H115ZM124 226H126V225H124ZM196 226H198V225H196ZM209 226H210V224H209ZM219 226H220V225H219ZM223 226H224V225H222V226H220V227H223ZM228 226H227V227H228ZM250 226H246V227L243 226V227L247 229V228L250 227ZM3 227H2V228H3ZM46 227H45V228H46ZM48 227H49V226H48ZM64 227H65V226H64ZM64 227H63V228H64ZM69 227H70V226H69ZM73 227H74V226H73ZM87 227H88V228H87ZM98 227H99V226H98ZM98 227H95V228H98ZM121 227H122V226H121ZM129 227H130V226H129ZM162 227H163V226H162ZM168 227H169V226H168ZM171 227H172V225H171ZM194 227H195V226H194ZM198 227H199V226H198ZM211 227L213 228V230L216 231L217 228H214V226H211ZM216 227H218V226H216ZM220 227H219V229H221ZM234 227H237V226H234ZM234 227H233V228H234ZM263 227H264V226H263ZM9 228H11V226H10ZM12 228H13V227H12ZM12 228H11V229H12ZM26 228H27V231L24 230V232H25V233H28V226H27ZM32 228H33V227H32ZM63 228H60V234H61V232L63 231V230H62ZM67 228H68V227H67ZM99 228H100V227H99ZM102 228L100 229V231L102 230ZM113 228H114V226H113ZM113 228H112V229H113ZM115 228H116V227H115ZM115 228H114V229H115ZM122 228H123V227H122ZM124 228H125V227H124ZM154 228H155V227H154ZM156 228H157V227H156ZM172 228H173V227H172ZM172 228H170V229H172ZM201 228H203V227H201ZM207 228L211 229L210 227H207ZM224 228H225V227H224ZM250 228H253V229L255 230L254 226H253V227H250ZM3 229H4V228H3ZM43 229H44V228H43ZM47 229H50V228H47ZM54 229H55V227H54ZM64 229H65V228H64ZM69 229H70V228H69ZM105 229H104V230H105ZM109 229H110L109 231H111V228H109ZM114 229H113V230H114ZM120 229H121V228H120ZM157 229H159V228H157ZM195 229H196V228H195ZM195 229H193V226H192L191 230L189 229V231H192V230H195ZM209 229H205V230H209ZM226 229H228V228H226ZM226 229H225V230H226ZM234 229H235V228H234ZM253 229H252L251 231L254 232ZM1 230H2V229H1ZM5 230H6V229H4L2 232H4ZM30 230H31V229H30ZM39 230H41V229L39 228ZM50 230H51V229H50ZM61 230H62V231H61ZM67 230H68V229H67ZM94 230H95V229H94ZM205 230H202V232L205 231ZM213 230H212V232H213ZM221 230H222V229H221ZM225 230H223V232H222L223 234L225 233V232H224ZM229 230H230V229H229ZM229 230L226 231V234H227V232H228ZM236 230H237V228H236ZM244 230H245V229H244ZM261 230H263L262 227H261L259 230H257V231H261ZM11 231H12V230H11ZM11 231H10V232H11ZM14 231H15V230H14ZM42 231H43V233H45L47 230H46V231L42 230ZM53 231H54V230H53ZM53 231H52V232H53ZM65 231H66V230H65ZM100 231L98 230L97 232H100ZM107 231H108V228H107ZM116 231H117V230H116ZM123 231H124V229H123ZM125 231H126V230H125ZM199 231H200V230H199ZM217 231L220 232V230H217ZM217 231H216V232H217ZM233 231H234V230H233ZM255 231H256V230H255ZM263 231H264V230H263ZM263 231H262V233H263ZM8 232H9V230H8ZM10 232H9V233H10ZM12 232H13V231H12ZM24 232H22V233H24ZM40 232H41V231H40ZM40 232H39V233H40ZM54 232H55V231H54ZM57 232H59V231H57ZM97 232H96V233H97ZM105 232H106V231H105ZM112 232H114V231H112ZM117 232H118V231H117ZM117 232L113 233L111 236H110V234H111L110 232H109V233L106 232V233H107V235L109 234L108 236H110L111 239H112V236H113L114 234H116ZM120 232H121V231H120ZM163 232H164V231H163ZM192 232H193V231H192ZM192 232H191V233H192ZM206 232L209 233L208 231H206ZM206 232H205V234H207ZM216 232H213V233L215 234ZM219 232H218V233H219ZM234 232H235V231H234ZM237 232H238V230H237ZM245 232H247V231H245ZM248 232L250 233V231H248ZM253 232H251L250 236H252ZM0 233H1V231H0ZM4 233H5V232H4ZM35 233H36V232H35ZM68 233H69V239H68V240H69V243H68V244H70V241H72V240L75 238V236H76V229H75V228H71V230L67 232V235H68ZM106 233H103V234H106ZM159 233H160V231L158 232V235H159ZM166 233H167V232H166ZM194 233H195V232H194ZM194 233H193V235H194ZM220 233H221V232H220ZM220 233H219V235H220ZM229 233H230V232H228V235H230ZM231 233H233V232H231ZM238 233H240V232H238ZM242 233H244V231H243ZM242 233H240V234H242ZM257 233H260V232H257ZM6 234H8V233L6 232ZM14 234H15V232H14ZM20 234H21V233H20ZM48 234H49V233L47 232V235H48ZM99 234L102 235V238L105 237V236L102 234V232L99 233ZM123 234H124V233H123ZM196 234H197V233H196ZM209 234H210V233H209ZM211 234H212V233H211ZM214 234H213V235H214ZM235 234H237V233H235ZM235 234H234V237H233V238H235ZM246 234H247V233H246ZM255 234H256V233H255ZM0 235H1V234H0ZM8 235H11V234H8ZM22 235H23V234H22ZM22 235H21V236H22ZM35 235H36V234H33L32 237L35 236ZM49 235H50V234H49ZM58 235H59V234H58ZM95 235H96V234H95ZM95 235H94V236H95ZM107 235H106V236H107ZM118 235H119V233H118ZM121 235H122V232H121ZM121 235H120V236H121ZM129 235H130V234H129ZM153 235H154V234H153ZM153 235H152V236H153ZM167 235H169V234H167ZM197 235H199V234H197ZM203 235H204V234H203ZM216 235H217V234H215V236H216ZM244 235H245V234H244ZM244 235H243V236H244ZM259 235H261V234H259ZM259 235H258V236H259ZM263 235H264V233H263ZM1 236H3V235H1ZM1 236H0V237H1ZM4 236H5V235H4ZM27 236H28V235H27ZM52 236H54V234H53ZM55 236H56V235H55ZM55 236H54V237H55ZM60 236H61V235H60ZM97 236H98V233H97ZM116 236H117V235H116ZM122 236H125V235H122ZM160 236H161V235H160ZM160 236H159V237H160ZM195 236H196V235H195ZM209 236H210V235H209ZM215 236H214V237H215ZM232 236H233V235H232ZM236 236H237V239H239L238 241L241 242V240H240L241 236L239 237V234L236 235ZM243 236H242V239L244 238ZM247 236H248V235H247ZM253 236H254V235H253ZM261 236H262V235H261ZM261 236H260V237H261ZM9 237H10V236H9ZM12 237H15V236H12ZM16 237H17V236H16ZM16 237H15V238H16ZM30 237H31V236H30ZM57 237L59 238V236H57ZM95 237H96V236H95ZM110 237H108V238H110ZM149 237H150V236H149ZM154 237H155V236H154ZM163 237H164V236H163ZM167 237H168V236H167ZM205 237H206V235H205ZM211 237H213V236H211ZM221 237H223V239L225 240V236H224V235L221 236ZM238 237H239V238H238ZM255 237H256V235H255ZM260 237H259V238H260ZM15 238H14V239L12 238L13 240H15L14 242H16V239H15ZM20 238H21V237H20ZM22 238H23V237H22ZM25 238H26V237H25ZM33 238H34V237H33ZM33 238H32V239H33ZM35 238H37V236H35ZM35 238H34V239H35ZM39 238H40V236H39ZM44 238H45V237H44ZM58 238H57V239H58ZM98 238L100 239V237H98ZM120 238H122V237H120ZM151 238H152V237H151ZM157 238H158V237H157ZM197 238H198V240L196 239V241H199V237H198V236H197ZM202 238H203V237H202ZM219 238H220V237H219ZM253 238H254V237H253ZM262 238H264V237H262ZM0 239H2V237H1ZM3 239H5V240H6V243H7V242L9 241L8 239L11 240V237H10V238L7 237V239H6V236H5V238H3ZM34 239H33V240H30L31 243H32V241H34ZM47 239H48V236H47ZM47 239H46V240H47ZM51 239H53V238L51 237ZM81 239H82V238H81ZM84 239H82V241H83ZM103 239H104V238H103ZM103 239H102V240H103ZM105 239H107V237H105ZM117 239H118V238H117ZM131 239H132V238H131ZM207 239H208V237H207ZM207 239L204 238V240H207ZM210 239H211V238H210ZM216 239H217V237H216ZM237 239H236V241H237ZM244 239H245V238H244ZM247 239H249V238H247ZM250 239H251V237H250ZM7 240H8V241H7ZM22 240H23V239H22ZM24 240L26 241V239H24ZM28 240H29V238H28ZM39 240H40V239H39ZM66 240H67V239H66ZM68 240H67V242H68ZM91 240H92V241H90V242H93V241H95L96 239H95V238H92ZM126 240H127V238H126ZM150 240H151V239H150ZM158 240H161V241H162L161 238L158 239ZM202 240H203V239H202ZM212 240H214V238H213ZM220 240H222V238H221ZM226 240L229 241L230 239H229V240L226 239ZM1 241H2V240H1ZM11 241H12V240H11ZM11 241H10V243H11ZM40 241L42 242V243H41L42 245L45 243V242H43L44 240L42 241V239H41ZM49 241H50V240H49ZM49 241H48V242H49ZM84 241H85V240H84ZM103 241H105V240H103ZM109 241H110V243L113 242V241L110 240V239H109ZM109 241L106 240V242H109ZM120 241H121V240H120ZM120 241H119V242H120ZM145 241H146V239H145ZM151 241H152V240H151ZM155 241H156V240H155ZM155 241H153V243H155ZM161 241H159V242L161 243ZM163 241L166 242L165 239H164ZM208 241H209V239H208ZM208 241H207V243H208ZM252 241H253V240H252ZM259 241H260V239H259ZM28 242H29V241H28ZM54 242L56 243L57 241L54 240ZM64 242H65V241H64ZM88 242H89V241H88ZM96 242H97L98 244L101 243V239H100V242H98V240H97V241H95V243L93 242L94 244L91 243V245H94L95 247H97L98 244H97ZM119 242H118V244H119ZM128 242H129V241H128ZM156 242H157V241H156ZM213 242H214V241H213ZM213 242H212V243L209 242V243H211V244H210L211 246H212V245L215 246V244H214ZM215 242H217V241H215ZM218 242L220 243L219 239H218ZM224 242H226V241H224ZM231 242H232V243H231ZM231 242H230L229 244H233L232 246H234V243H236V242L233 243V240H232ZM247 242H249V241L247 240ZM250 242H251V241H250ZM254 242H255V241H254ZM254 242H253V243H254ZM256 242H257V241H256ZM256 242H255V243H256ZM263 242H264V241H263ZM2 243H5V242L2 241ZM20 243H21V242H20ZM37 243H38V241H37ZM104 243H105V242H104ZM110 243H108V244H110ZM122 243H123V245L125 244L124 241H122ZM122 243L120 242L121 245H122ZM132 243H133V242H132ZM201 243H203V246H202V247H204V244H205L206 242H205V243H204V242H201ZM207 243H206V244H207ZM221 243H222V242H221ZM241 243H242V242H241ZM241 243H240V244H241ZM245 243H246V242L244 241V244H245ZM253 243H252V244H253ZM260 243H262V240H261V242H259V244H260ZM13 244H15V243H13ZM16 244H17V243H16ZM38 244H40V242H39ZM48 244H49V243H48ZM59 244H60V243H59ZM59 244H58V245H59ZM65 244H66V243H65ZM102 244H103V242H102ZM102 244H101V245H102ZM105 244H106V243H105ZM105 244L103 245L104 247H105ZM115 244H116V241H115ZM136 244H137V243H136ZM136 244H135V245H136ZM147 244H149L148 241H147ZM147 244H146V249H147V246H149V245H147ZM151 244H152V242H151ZM155 244H156V243H155ZM155 244H153V245H155ZM223 244H224V243H222L221 245L218 244V247H219V245H220V247H221ZM227 244H228V243H227ZM237 244H239V242H238ZM237 244H236V245H237ZM246 244H247V243H246ZM246 244H245V247H244V248H246V247L249 248L250 246H246ZM256 244H257V243H256ZM263 244H264V243H263ZM2 245H3V248H5V247H4V244H1V246H2ZM22 245H24V244H22ZM22 245H21V246H22ZM27 245H29V244H27ZM32 245H34V247H35L36 244H35V243H34V244L32 243ZM51 245H53V244H51ZM66 245H67V244H66ZM66 245H63V246H66ZM87 245H88V244L86 243V246H87ZM101 245H99V246H101ZM112 245H114V244H112ZM112 245H110V247H111ZM116 245H117V244H116ZM116 245H115V246H116ZM157 245H158V243H157ZM164 245H165V244H164ZM236 245H235V246H236ZM241 245H242V244H241ZM248 245H249V243H248ZM250 245H251V243H250ZM253 245H254V244H253ZM261 245H262V244H261ZM1 246H0V247H1ZM11 246H12V245H11ZM11 246H10V248H11V250H13L12 248H14L15 246H14V247H13V246L11 247ZM16 246H17V245H16ZM37 246H38V245H37ZM63 246H62V248H63ZM69 246H70V245H69ZM69 246H67V247H69ZM89 246H90V243H89ZM99 246H98L97 248H99V249H103V246H101V248H100ZM106 246H108V245H106ZM143 246H145V244H143ZM150 246H151V245H150ZM161 246H163V242H162ZM211 246L207 245V247H211ZM229 246H230V245H229ZM235 246H234V247H235ZM239 246H240V245H239ZM254 246H256V245H254ZM258 246H260V245H258ZM258 246H257V249L259 248ZM262 246H263V245H262ZM22 247H23V246H22ZM38 247H39V246H38ZM54 247H55V245H53V248H54ZM110 247H109V248H110ZM119 247H120V245H119ZM123 247H124V246H123ZM127 247H128V246H127ZM129 247H130V246H129ZM136 247H137V245H136ZM158 247H159V246H158ZM220 247H219V248H220ZM226 247H227V246H226ZM226 247H224V246L221 247L222 250H223V252H224V248L226 249ZM241 247H242V246H241ZM6 248H9V244H7ZM35 248H36V247H35ZM35 248H34V253H35V255H36V254H37L36 252H38V251L36 250L37 248H36V249H35ZM40 248H41V246H40ZM46 248H47V247H46ZM49 248H50L51 251H53V250H52V249H53L52 247H49ZM51 248H52V249H51ZM56 248H57V247H55V249H56ZM89 248H90V247H89ZM89 248H88V246H87V249H89ZM92 248L94 249V247H92ZM109 248H108V249H109ZM112 248H113V246H112ZM117 248H118V247H117ZM117 248L115 247V249H117ZM130 248H131V247H130ZM130 248H129V249H130ZM137 248H138V247H137ZM140 248H141V247H140ZM143 248H145V247H143ZM159 248H160V247H159ZM164 248H165V247H164ZM214 248H215V247H214ZM221 248H220V249H221ZM230 248H231V247H230ZM235 248H236V247H235ZM235 248H234V249H235ZM248 248H247V249H248ZM255 248H256V247H255ZM255 248L253 247V249H255ZM261 248H264V246L261 247ZM0 249H2V247H1ZM14 249H15V248H14ZM21 249H22V248H21ZM41 249H42V248H41ZM57 249H58V248H57ZM57 249H56V251H57ZM85 249H86V247H85ZM93 249H92V250H93ZM120 249H122V247H121ZM120 249H118V250L120 251ZM123 249H124V248H123ZM123 249H122V250H123ZM126 249H127V248H126ZM138 249H139V248H138ZM161 249H162V248L159 249L158 253L160 252ZM205 249H206V248H205ZM209 249H210V248H209ZM227 249H228V248H227ZM232 249H233V247H232ZM237 249H240V247L237 246V248H236L235 250H237ZM242 249H243V248H242ZM253 249H251V250H253ZM257 249H256V250H257ZM259 249H260V248H259ZM38 250H40V249H38ZM44 250H46V249L44 248L43 251H44ZM48 250H49V249H48ZM48 250H47V251H48ZM60 250H62V249H59V252H60ZM64 250H65V249H64ZM64 250H62V251L64 252ZM89 250L92 251L91 249H89ZM103 250H106V248L103 249ZM103 250H102V251H103ZM111 250H112V249H111ZM124 250H125V249H124ZM131 250H132V249H131ZM139 250H140V249H139ZM143 250H144V249H143ZM143 250H141V251H143ZM149 250H150V249H149ZM162 250H163V249H162ZM165 250H166V248H165ZM210 250L213 251L214 249L212 250V247H211ZM210 250L208 251V249H207L206 251H208V253H210V252H211ZM216 250H217V248H216ZM216 250H215V251H216ZM243 250H244V249H243ZM243 250H242V251H243ZM256 250H254V252H255ZM3 251H4V250H3ZM3 251H1V252L4 253ZM8 251H9V249H8ZM27 251H28V253H29V250H27ZM27 251H26V254H24V257H25V256L27 257V255H28V254H27ZM35 251H36V252H35ZM40 251H41V250H40ZM51 251H50V252H51ZM54 251H55V250H54ZM100 251H101V250H100ZM102 251H101V252H98V250H95L94 252H96V253L98 252V253L101 254V253H103ZM112 251H116V250L113 249ZM112 251L109 250V251H106V253H107V252H108V253L111 252V253L113 254ZM135 251H136V249H135ZM154 251H155V250H154ZM217 251H219V250H217ZM226 251H227V250H226ZM231 251H233V250H231ZM231 251H229V252L227 251V252L229 253V255H231V254H230ZM237 251H238V250H237ZM237 251H236V252H237ZM240 251H241V250H240ZM240 251H239V253H238V256H239V254H240ZM246 251H248V250H246ZM249 251H250V248H249ZM260 251L263 252V250H260ZM6 252H7V249H6ZM6 252H5V255H6ZM11 252H13V254H14V250L11 251ZM22 252H24V249H23ZM41 252H42V251H41ZM41 252H40V253H41ZM44 252H45V251H44ZM104 252H105V251H104ZM121 252H122V251H120V253H121ZM130 252H131V251H130ZM138 252H139V251H138ZM213 252H214V251H213ZM213 252H212V254L210 253V255H213V254H214ZM220 252H221V251H220ZM234 252H235V251H234ZM244 252H245V251H244ZM254 252H253V253H254ZM262 252H261V253H262ZM8 253H9V252H7V256L9 255ZM24 253H25V252H24ZM40 253H39V254H40ZM57 253H58V252H57ZM60 253H61V252H60ZM60 253H59V254H60ZM85 253H87V252H85ZM108 253H107L106 255H108ZM116 253H117V252H116ZM126 253H127V252H126ZM126 253H125V255H124L125 257H126ZM132 253H133V251H132ZM134 253H135V252H134ZM142 253H145V251H143ZM151 253L153 254V252H151ZM160 253H161V252H160ZM166 253H167V252H166ZM203 253H204V252H203ZM218 253H219V252H218ZM218 253H217V254H218ZM221 253H222V252H221ZM224 253H225V252H224ZM231 253H232V252H231ZM251 253H252V252H250V254H249L250 257H253V256L255 257V255L258 253V250H257L256 254H251ZM259 253H260V252H259ZM261 253H260V254H261ZM10 254H11V253H10ZM15 254H16V252H15ZM32 254H33V253H32ZM32 254H31V255H32ZM43 254H45V253H43ZM47 254H48V252H46V255H44V256H48ZM51 254H52V253H51ZM88 254H89V253H88ZM91 254H93V252H92ZM109 254H110V253H109ZM128 254H129V253H128ZM137 254H138V253H137ZM139 254H140V253H139ZM139 254H138V255H139ZM156 254H157V251H156ZM161 254H162V253H161ZM163 254H164V253H163ZM206 254H207V253H206ZM206 254H202V255H200V256L203 257V256H206ZM215 254H216V253H215ZM217 254H216V255H217ZM232 254H233V253H232ZM234 254H235V253H234ZM236 254H237V253H236ZM243 254L245 255L246 253H243ZM243 254H241V255H243ZM22 255H23V254H22ZM29 255H30V254H29ZM29 255H28V256H29ZM37 255H38V254H37ZM37 255H36V258H37ZM49 255H50V253H49ZM85 255H86V254H85ZM89 255H90V254H89ZM101 255L104 256L105 253H104V254H101ZM106 255H105V258H107ZM134 255H136V253H135ZM140 255L145 256L146 253H145V255H144V254H140ZM149 255H151V254H149ZM149 255H148V256H149ZM153 255H154V254H153ZM153 255H152V256H153ZM166 255H167V254H166ZM216 255H215V257H216ZM218 255H219V254H218ZM218 255H217V256H218ZM222 255H223V254H222ZM244 255H243V256H244ZM252 255H253V256H252ZM263 255H264V253H263ZM0 256H1V255H0ZM9 256H10V255H9ZM9 256H8V257H9ZM32 256L35 257L34 255H32ZM38 256H39V255H38ZM56 256H57V255H56ZM56 256H55V257H56ZM62 256H64V255L62 254ZM62 256H61V257H62ZM81 256H82V255H81ZM95 256H96V255H95ZM97 256H98V255H97ZM109 256H112V255L110 254ZM109 256H108V257H109ZM114 256H115V255H114ZM114 256H113V259H116V258H114ZM116 256H117V255H116ZM119 256H120V255H118V257H117L118 260H119ZM121 256H123V255H121ZM129 256H130V255H129ZM129 256H128V257H129ZM148 256H147V257H148ZM152 256H151V259H152ZM157 256H158V254H157ZM231 256H232V255H231ZM234 256L238 257L237 255H234ZM245 256H246V255H245ZM258 256H259V255H258ZM261 256H262V255H261ZM261 256H259V257H261ZM1 257H2V256H1ZM1 257H0V258H1ZM3 257H4V255H3ZM24 257L22 256V258H24ZM33 257H32V258H33ZM40 257L42 258L43 256L40 255L39 258H40ZM52 257H53V256H52ZM86 257H87V255H86ZM89 257H90V256H89ZM98 257H99V256H98ZM134 257H135V256H134ZM137 257H139V256H137ZM147 257H145V258H147ZM153 257H154V256H153ZM160 257H161V255H160ZM166 257H168V255H167ZM171 257H172V256H171ZM171 257H170V259H172ZM209 257H210V256H208V258H209ZM211 257H212V256H211ZM222 257H223V256H222ZM222 257H218V258H222ZM246 257H248V255H247ZM246 257H245V258H246ZM5 258L9 260L7 263H9V262L11 263V261H10V257L7 258V257L5 256ZM11 258H12V257H11ZM16 258H17V257H16ZM30 258H31V257H30ZM30 258H29V259H30ZM53 258H54V257H53ZM53 258H52V260H53ZM62 258H63V257H62ZM79 258H80V257H79ZM87 258H88V257H87ZM87 258H85V259H87ZM91 258H92V257H91ZM95 258H96V257H95ZM105 258H102V259H105ZM139 258H140V257H139ZM143 258H144V257H143ZM163 258H164V257H163ZM224 258H225V257H224ZM226 258H229V257L226 255ZM230 258H231V257H230ZM230 258H229V259H230ZM238 258H240V257H238ZM242 258H243V257H242ZM245 258H243V259L246 260ZM256 258H258L257 255H256ZM2 259H3V260H0V262H1V261L4 262L5 259H4V258H2ZM29 259L26 258V259L24 260V262H25L26 260H29ZM33 259H34V258H33ZM42 259H43V258H42ZM44 259L47 260L48 258L45 257ZM54 259H55V258H54ZM57 259H58V258H57ZM57 259H55V261H57ZM85 259H84V257H83L82 259H80V260L74 262V264H91V263H88V262H87L89 259H88V260H85ZM97 259H99V258H97ZM100 259H101V258H100ZM102 259H101V261H102ZM111 259H112V257H111L110 259L108 258L107 260L110 261ZM120 259H122V258L120 257ZM129 259H130V257H129ZM135 259H136V258H135ZM153 259H154V258H153ZM164 259H165V258H164ZM166 259H167V258H166ZM166 259H165V260H166ZM170 259H169V260H170ZM174 259H175V258H174ZM212 259H213V258H212ZM216 259H217V258H216ZM222 259H223V258H222ZM234 259H235V257H234ZM236 259H237V258H236ZM249 259H250V258H249ZM249 259H247L248 261L246 260V262H245L244 260H242V261H244L245 264H253L254 261H249ZM253 259H254V258H253ZM253 259H250V260H253ZM11 260H12V259H11ZM22 260H23V259H22ZM36 260H38V259H34V262H35ZM40 260H41V259H40ZM90 260H91V259H90ZM107 260H105V262H107ZM116 260H117V259H116ZM118 260H117V261H118ZM125 260H126V258H125ZM132 260H133V259H132ZM147 260H148V259H147ZM149 260H150V259H149ZM158 260H159V259H158ZM210 260H211V259H210ZM210 260H208V262H209ZM213 260H215V259H213ZM213 260H212V261H213ZM218 260H219V259H218ZM225 260H226V259H225ZM225 260H224V261H225ZM227 260H228V259H227ZM237 260H238V259H237ZM237 260H236V262H237ZM263 260H264V259H263ZM13 261H14V259H13ZM13 261H12V262H13ZM16 261H17V260H16ZM16 261H15V263H16ZM30 261H31V259H30ZM30 261H28L29 263L27 262V264H30V263L32 262V261H31V262H30ZM43 261H44V260H43ZM58 261H59V260H58ZM97 261H100V260H97ZM103 261H104V260H103ZM103 261H102V262H103ZM111 261L114 262L115 260H111ZM111 261H110V262H111ZM117 261H116V262H117ZM122 261H123V260H122ZM122 261H121V262H118V263L123 264L124 262L122 263ZM134 261H135V260H134ZM134 261H133V263H134ZM137 261H138V260H137ZM141 261H145V259L142 260V257H141V260H140L139 262H141ZM171 261H173V260H171ZM177 261H178V260H177ZM177 261H176V262H177ZM212 261H211V262H212ZM219 261H220V260H219ZM219 261H218V263H220ZM229 261H230V260H229ZM231 261L235 263V260H232V259H231ZM238 261H239V260H238ZM242 261H241V258H240V262H241V263H240V262H239V263L242 264ZM255 261L258 262V260H255ZM24 262L22 261V263H24ZM47 262H48V261H46V263H47ZM49 262H50V261H49ZM59 262H60V261H59ZM59 262H58V263H59ZM91 262H92V261H91ZM93 262H94V259H93ZM116 262H115V263H116ZM127 262H128V260H127ZM127 262L125 261V263H127ZM131 262H132V261H131ZM131 262H129V264H130ZM148 262H149V261H148ZM151 262H152V261H151ZM154 262H155V264H156V261H154ZM176 262H175V263H176ZM203 262H204V260H203ZM203 262H202L201 264H203ZM214 262L217 263V260L214 261ZM214 262H213V263H214ZM221 262H222V260H221ZM244 262H243V264H244ZM40 263H42V262H40ZM46 263H43V264H46ZM51 263L53 264V262H51ZM51 263H49V264H51ZM58 263H57V264H58ZM99 263H100V262H98V264H99ZM118 263H117V264H118ZM125 263H124V264H125ZM149 263H150V262H149ZM149 263H148V264H149ZM218 263H217V264H218ZM225 263H226V262H225ZM225 263L223 262V264H225ZM228 263H230V262H228ZM239 263H237V264H239ZM263 263H264V262H263ZM1 264H2V263H1ZM31 264H32V263H31ZM35 264H39V262H35ZM54 264H55V263H54ZM59 264H60V263H59ZM94 264H95V262H94ZM106 264H107V263H106ZM109 264H110V263H109ZM113 264H114V263H113ZM131 264H132V263H131ZM136 264H137V263H136ZM139 264H140V263H139ZM141 264H143V262H142ZM153 264H154V263H153ZM168 264H170V263H168ZM172 264H173V263H172ZM204 264H205V263H204ZM206 264H207V259H206ZM209 264H212V263L209 262ZM220 264H222V263H220ZM232 264H233V263H232ZM235 264H236V263H235ZM259 264H260V263H259Z\"/></svg>", "mask_w": 264, "mask_h": 264}]
</instances>
